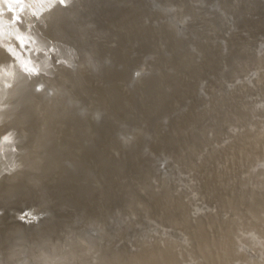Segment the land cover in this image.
I'll return each mask as SVG.
<instances>
[{
	"label": "rangeland",
	"instance_id": "obj_1",
	"mask_svg": "<svg viewBox=\"0 0 264 264\" xmlns=\"http://www.w3.org/2000/svg\"><path fill=\"white\" fill-rule=\"evenodd\" d=\"M113 1V2H112ZM164 1V2H163ZM167 1V2H166ZM171 3H170V2ZM98 0V1H95V0H91V6L89 5V7H79V5L76 3L74 8L72 9V11H74L73 13H71L72 11L69 12V16L71 17L73 14L76 16L74 17H71L72 18V27L75 28L76 27V31H85L86 29H88V32H83V34H86L84 35V37H80L78 40H74L72 41L71 44H74L73 46L70 44V49H69V52H70V55H71V59L69 58V63L67 65V73H68V70H69V75L71 76L70 77V82H69V88L70 89V92L68 93L67 95V99L69 100V103L68 105L70 104V108L74 109V110H78L83 112L81 115L82 116H85V114H89V112H92V117L94 115L95 119H98L97 121H102L103 123L106 121L108 123H112L113 122V127L114 129L118 127V130L116 131V158L118 157V160H119V157H120V160L119 162H124L122 165V168L121 167V164L119 162H116V166H117V163H119V168H117V172H116V175L117 177H119V175H121L122 173L125 174V170L127 171L126 174L127 177L129 178H125V175H121L120 177V181H119V178L116 177L115 175V181L117 180V183L118 185H120V182L123 183V185L125 186V189H124V186L122 185L123 188H121V185L118 186L116 185V187L119 189L121 188V193L118 192V189H116L114 187V191L116 192L114 194V198H116V194L117 193H120L119 195L117 194V196L119 197V200L118 198L115 200L114 199V203H116L118 200L119 202L117 203H120V201H122V199H125L126 198H130V202L127 200V202L129 204H127V202L125 200H123L122 204H123V208L121 203L120 204H114L115 206L113 207L114 211H116L117 213L120 214V209L123 208L125 209V214H124V210L121 211V213H123L124 215H118V214H115L114 216L116 218H114V225H115V230H114V237H113V234L111 236H108L106 234H104V238L101 237V233L103 234L104 232L101 230V227H99L98 224H95L94 220L95 217H100V218H96L95 220H99L100 222L102 221L103 222V227L104 226H107V215L103 209V211L101 210V212L103 213L104 216L101 215V212L100 211H92L94 210L96 207H101L100 204H98L96 202V204H98L96 207H92L91 203L92 202H86V205L87 203H89L91 205V208H94L92 210L90 209H87V214H86V218H88L90 215V218L92 216H95V217H92L91 219H89V222L88 220L86 222H88L86 225L88 226V228L86 229V225L84 226V232L87 234V237L89 238H96L97 240V245L98 247L100 248V250H103L101 252H109V247L111 244H113L112 242H114V248L113 246L111 245L110 246V250L111 253L115 254L117 257L121 258L120 260L121 261H117V264H119V262H121L120 264H124L125 262H128V263H125V264H184V261H185V264H264V226L262 227V225H264V207H260L262 204L264 205V182H262V180H264V9L262 8V6L264 4H262V6L260 5L261 3V0ZM199 1V2H197ZM204 1V3H203ZM215 1V2H214ZM227 1V2H225ZM229 1V2H228ZM239 1L241 3H239ZM264 3V0H262ZM99 2V3H98ZM113 4H112V3ZM163 2V3H162ZM180 2H181V5H180ZM189 2V3H187ZM191 2V3H190ZM195 2V3H194ZM211 2V4H210ZM245 2V4L243 3ZM253 2H257L256 4L255 3H252ZM179 3V4H178ZM197 3V4H196ZM199 3V4H198ZM208 3V4H207ZM225 3V4H223ZM230 3V4H229ZM235 3H237L235 5ZM250 3V4H249ZM95 4V6H94ZM124 4V5H123ZM133 4V5H132ZM166 4V5H165ZM170 4V5H169ZM178 4V5H177ZM189 4V5H188ZM205 4V5H204ZM207 4V5H206ZM247 4V5H246ZM115 5V6H114ZM135 5V6H134ZM193 5V6H192ZM198 5V6H196ZM230 5V6H229ZM242 5V6H241ZM257 5V7H256ZM260 5V7H259ZM113 6V7H112ZM133 6V7H132ZM168 6V7H167ZM191 6V8H190ZM196 6V7H195ZM245 6V7H244ZM251 8H250V7ZM254 6V8H253ZM79 7V8H78ZM97 7V8H96ZM105 7V8H104ZM113 12L110 11V8ZM186 9H185V8ZM207 7V9L205 10V8ZM210 9H209V8ZM241 9H240V8ZM256 7V8H255ZM76 8V9H75ZM81 8V9H80ZM84 8V9H83ZM88 8V9H87ZM109 8V10H107ZM114 8V9H112ZM132 8L131 10H128ZM135 8V9H134ZM196 8V9H195ZM232 8V9H231ZM247 10H245V9ZM262 8V10L260 9ZM105 9V10H104ZM186 11H185V10ZM189 9V10H188ZM193 11H192V10ZM205 13H204V11ZM240 9V10H239ZM250 9V10H249ZM252 9V10H251ZM260 11H258V10ZM79 11L78 13V16H77V12ZM119 13H118V11ZM135 10V11H134ZM140 12H139V11ZM195 10V11H194ZM216 10V11H215ZM76 11V13H75ZM105 11V12H104ZM129 11V12H128ZM131 11V12H130ZM144 11V12H143ZM148 11V12H147ZM196 11H198L196 13ZM210 11V12H209ZM225 11L227 13H225ZM234 11V12H233ZM236 11V12H235ZM263 12V13H259V12ZM91 12V13H90ZM117 12V13H116ZM160 12V14H159ZM186 12V13H185ZM208 12V13H207ZM219 12V13H218ZM232 12V13H231ZM242 12V13H241ZM245 12V13H243ZM253 12V13H251ZM72 15H71V14ZM99 13V14H98ZM107 13V14H105ZM109 13V14H108ZM122 13V15H121ZM129 13V15H128ZM131 13H134V14H131ZM145 13V14H144ZM151 13V14H149ZM168 13V14H167ZM172 13V14H171ZM210 13V14H209ZM230 13V14H229ZM92 14V15H91ZM142 14L145 15V18H142L144 17ZM165 14V15H163ZM185 14V15H183ZM200 14V15H199ZM203 14V15H202ZM215 14V15H213ZM229 14V15H228ZM236 14V15H235ZM243 14H244V17H243ZM246 14V15H245ZM256 14V15H255ZM260 16L259 18H256L258 15ZM90 15V16H89ZM102 15V16H101ZM117 15V16H116ZM131 15V16H130ZM140 15V16H139ZM161 15V16H160ZM202 15V16H201ZM219 15V16H218ZM228 15V16H227ZM232 15V16H231ZM238 15V17H237ZM240 15V16H239ZM254 15V16H252ZM82 16V17H80ZM98 16V17H97ZM101 16V18H100ZM106 17L107 19H105L104 17ZM128 16V17H127ZM136 16V17H135ZM138 16H139V19H138ZM150 16V17H149ZM158 16V17H157ZM161 18H160V17ZM196 16V17H195ZM198 16V17H197ZM201 16V18H200ZM222 16V18H221ZM246 16V17H245ZM79 18V21L78 19H73V18ZM85 17V18H84ZM86 17H87V20H86ZM117 17V18H116ZM121 19L124 18V19ZM126 17V18H125ZM132 17V18H131ZM193 17V18H192ZM203 17V18H202ZM80 18L82 20H80ZM90 18V19H89ZM119 18V20H118ZM132 20H131V19ZM136 18V19H134ZM142 18V21L141 19ZM221 19V23H218V21L220 22V19ZM225 18V19H224ZM242 18V19H241ZM247 18V19H246ZM254 18V19H253ZM98 19V20H97ZM100 19V21H99ZM104 19V20H103ZM108 19H111L110 21ZM114 19V20H112ZM128 19V20H127ZM207 19V20H205ZM210 19V20H209ZM218 19V21H216ZM224 19V21H223ZM237 19V20H235ZM244 19V20H243ZM246 19V20H245ZM250 21H249V20ZM257 19V20H256ZM261 19V20H260ZM86 20V21H85ZM91 20V21H90ZM106 20L108 21V24L106 22ZM125 20V21H124ZM129 22H127V21ZM137 20V21H136ZM140 20V21H138ZM144 20V21H143ZM166 20V21H165ZM193 20V21H192ZM214 20V21H213ZM254 20V21H253ZM82 21H85V22H82ZM88 21V23H86ZM89 21L91 23H89ZM99 21L98 25L97 22ZM103 21V22H101ZM121 23H119V22ZM123 21V22H122ZM137 23H136V22ZM179 21V22H178ZM197 24H195L196 22ZM205 21V22H204ZM223 21V22H222ZM234 21V22H233ZM240 21V22H239ZM256 21V22H255ZM106 22V23H105ZM110 22V24H109ZM132 22H133V25H132ZM168 22V23H167ZM183 24H182V23ZM199 22V24H198ZM208 24H207V23ZM216 24H215V23ZM236 22L239 24H236ZM245 22V23H244ZM248 22V23H247ZM250 22V23H249ZM252 22V23H251ZM75 23V24H74ZM79 23L81 24L82 28H79L77 27V25H79ZM94 23V24H93ZM118 23V24H116ZM127 23L128 26L126 25ZM135 23V24H134ZM153 23V24H152ZM167 23V24H166ZM193 23V24H191ZM201 23V24H200ZM227 23V24H226ZM245 25H244V24ZM246 23L249 25H246ZM260 23V24H259ZM262 23V24H261ZM96 24V25H95ZM104 24V25H103ZM105 24H107V27ZM116 24V25H114ZM124 24V25H123ZM137 24V25H136ZM163 24V25H162ZM165 24V26H164ZM203 24V25H202ZM212 25L210 27V25ZM220 25L222 27H219L217 25ZM226 24V25H225ZM232 24V25H231ZM242 24V25H241ZM74 25V26H73ZM84 25V26H83ZM95 25V27H94ZM112 25V27H111ZM123 26V27H120ZM136 25V26H135ZM191 25V26H190ZM229 25V27H228ZM236 25V26H235ZM244 25V27H243ZM259 25V26H257ZM98 26V27H97ZM114 26V28H113ZM127 26V27H126ZM130 26V27H129ZM132 26V27H131ZM163 26V27H161ZM177 26V27H176ZM187 26V27H186ZM238 26V28H237ZM241 26V27H240ZM85 27V28H84ZM89 27H90V30H89ZM100 27V29H99ZM117 29H116V28ZM128 27L130 29H128ZM148 27V28H146ZM159 27L161 28V31L162 33L160 32V29ZM173 27V28H172ZM193 27V28H192ZM196 27V28H195ZM209 27V28H208ZM213 27V29H212ZM216 27V29H215ZM251 27V30L250 28ZM256 27V29H255ZM258 27V28H257ZM93 28V29H92ZM94 28H98V31L94 30ZM107 28V29H106ZM133 28V29H132ZM150 28H155L156 30V34H155V31L153 29H150ZM159 31H158V29ZM164 28V29H163ZM168 28V29H167ZM170 28V29H169ZM198 28V29H197ZM229 28V29H228ZM262 28V30H261ZM114 29V30H113ZM120 29V30H119ZM145 29H149V31H151V33L153 34V37L152 38H149L151 35H146V34H150V32L148 33ZM173 29V30H172ZM189 29V30H188ZM211 29V30H210ZM219 29V30H218ZM228 29V30H227ZM231 29V30H230ZM243 29V30H242ZM247 29V30H246ZM94 30L95 33L92 31ZM100 30V31H99ZM109 30V31H108ZM113 30V31H111ZM117 30V31H116ZM131 30V33H129ZM142 30V31H141ZM146 31V32H143V31ZM164 30V31H163ZM198 30V31H197ZM216 30V31H215ZM254 30V31H252ZM257 30H258V33H257ZM78 31V32H79ZM87 31V30H86ZM90 31V32H89ZM137 31V32H136ZM167 31V32H166ZM174 31V32H173ZM208 31V32H207ZM213 31V33H212ZM215 31V32H214ZM242 31V32H240ZM244 31V32H243ZM248 31V33H246ZM100 33V35L98 33ZM112 32L113 33V36H112V33H111V36H110V33ZM141 32H143L141 34ZM166 32V33H165ZM250 32V33H249ZM254 32V33H253ZM263 32V33H262ZM93 33V34H92ZM103 33V34H102ZM109 36H108V34ZM116 33V34H115ZM125 34L123 36V34ZM137 38H142L143 35H145V38L147 36V39H145L144 37L140 40H136L135 37L136 35ZM146 33V34H145ZM159 33V34H158ZM168 34H171L173 33V35L171 34L170 36L167 35ZM195 33V34H194ZM204 33V34H203ZM219 33V34H218ZM228 33V35H227ZM234 33V34H233ZM240 33V35H239ZM91 39H93L91 41L90 39V36ZM92 34V35H91ZM95 34V35H94ZM121 34V35H120ZM128 34V35H127ZM132 34V35H131ZM176 34V35H174ZM206 34V36L204 37V35ZM209 34V35H208ZM214 34V35H213ZM216 34V35H215ZM222 34V35H220ZM252 34V35H251ZM257 34V35H255ZM262 34V35H261ZM88 35V36H87ZM121 37H119V36ZM193 35V36H192ZM219 37H218V36ZM235 35V36H234ZM244 35V37L242 36ZM247 35V36H246ZM251 35V36H250ZM104 39H102L101 38ZM105 36V38H104ZM115 36V37H114ZM129 36V37H128ZM169 36V37H167ZM173 37L177 38H173ZM180 36V37H179ZM182 36V37H181ZM191 36V37H190ZM195 36V37H194ZM197 36V37H196ZM210 36V37H209ZM212 36V37H211ZM214 36V37H213ZM226 36V37H225ZM231 36V38H230ZM234 36V37H233ZM240 36V37H239ZM251 38H250V37ZM255 36V37H254ZM259 38H258V37ZM93 37H96L93 38ZM99 37V38H98ZM118 37V38H117ZM131 38L130 39H127V38ZM133 37V39H132ZM163 37V38H162ZM188 37V38H187ZM201 37V38H200ZM208 37V38H207ZM218 37V38H216ZM233 37V38H232ZM247 37V38H246ZM261 37V38H260ZM82 38V39H81ZM88 38V39H87ZM102 40H101V39ZM123 38H126L125 41ZM151 40L152 39V42L149 41V39ZM162 38V39H161ZM197 38V39H196ZM207 38V39H206ZM242 38V39H241ZM255 38V39H254ZM100 40L98 42V40ZM109 39V40H108ZM114 39L119 42L117 44V42L115 43ZM122 39V40H120ZM147 41H145V40ZM178 39V41H176ZM184 39V40H183ZM188 39V40H187ZM199 39V40H198ZM209 39V40H208ZM213 39V40H211ZM226 41H225V40ZM231 39V40H230ZM255 41H253V40ZM260 39V40H259ZM86 40V42H85ZM90 40V41H89ZM108 40V41H107ZM129 40V42L127 41ZM133 40V42H132ZM143 40V41H142ZM159 40V41H158ZM163 40V41H162ZM171 40H173V43L170 42ZM201 40V41H200ZM210 40L213 42H210ZM219 40V41H218ZM244 40H246L244 42ZM250 43H249V41ZM80 41V42H78ZM84 41V43H83ZM95 44H94V42ZM182 43H181V42ZM199 41V42H198ZM208 41V42H207ZM229 41V42H227ZM237 41V43H236ZM243 41V43H242ZM258 41V42H257ZM263 41V42H262ZM89 42V44H88ZM102 42V43H101ZM111 42V43H110ZM112 42L114 44H117V46L114 47V45L112 44ZM123 42V44H122ZM127 42V43H125ZM142 42V43H141ZM146 42V43H145ZM152 44H150V43ZM206 42V43H205ZM210 42V43H209ZM229 44H227V43ZM241 42V43H240ZM252 42V43H251ZM254 42V43H253ZM79 43V44H78ZM125 43V45H124ZM172 43V44H171ZM180 45H179V44ZM192 43V44H190ZM201 43V44H200ZM239 45V46H237ZM99 44H101V46H99ZM121 44V45H120ZM138 44V45H137ZM144 44V46H143ZM164 44V45H163ZM175 44V45H174ZM204 46H203V45ZM216 44V45H214ZM218 44V46H217ZM222 44V45H221ZM245 44V45H244ZM247 44V45H246ZM91 45L94 47L96 46L98 49H103L99 50L95 49V53H94V48L90 49ZM118 45L119 46H123V47H120L118 48ZM136 45V46H135ZM147 45H152L151 48H148V49H151V50H147ZM161 45V46H160ZM197 45V46H195ZM207 45V47H206ZM221 45V46H220ZM233 45V46H232ZM237 46V48L234 47ZM253 45V46H252ZM254 45H256L254 47ZM90 46V47H89ZM125 46V47H124ZM148 46V47H150ZM186 46V47H185ZM224 46V47H222ZM242 46V47H241ZM247 46V47H246ZM258 46V47H257ZM74 47V48H73ZM79 47V48H78ZM87 47V48H86ZM107 47V48H106ZM112 47V49H111ZM114 47V48H113ZM166 47V48H165ZM185 49H184V48ZM188 47L190 48L188 50ZM193 47V48H192ZM198 47V48H197ZM215 47V48H214ZM220 47V48H219ZM73 50H72V49ZM106 48V51L105 49ZM124 48V51L122 50ZM127 48V49H126ZM175 48V49H174ZM182 48V49H181ZM202 48V50H201ZM208 48V49H207ZM218 48V49H216ZM224 48V49H222ZM245 48H247L245 50ZM75 49V51H74ZM114 49V51H113ZM163 49V50H162ZM174 49V50H173ZM182 51H181V50ZM199 49V50H198ZM206 49V50H205ZM211 49L213 52H211ZM214 49V50H213ZM230 50V53H227L229 52ZM235 49V50H234ZM241 49V50H239ZM81 50V51H80ZM93 50V51H92ZM107 50L111 51V52H107ZM118 52H117V51ZM156 50V51H155ZM187 50V51H186ZM193 50V51H192ZM201 50V51H200ZM208 50V51H207ZM234 50V51H233ZM239 50V51H238ZM245 50V51H244ZM248 50V51H247ZM104 51V53L102 52ZM119 51H123V53H120ZM128 51V53H127ZM149 51V52H148ZM160 51V52H159ZM170 51V52H169ZM192 53H191V52ZM198 51V52H197ZM224 51V53H223ZM237 53H236V52ZM255 51V52H254ZM76 52V53H75ZM106 52V54H105ZM113 52V53H112ZM117 52V53H116ZM126 52V53H124ZM148 52V53H146ZM168 52V53H167ZM195 52V53H194ZM208 52V53H207ZM232 52V53H231ZM245 52V53H244ZM101 53V55L99 54ZM109 53V54H108ZM120 53V54H118ZM164 53V54H163ZM188 53V54H187ZM200 53V54H198ZM235 53V54H234ZM248 55H247V54ZM256 53V54H255ZM75 54H77V57H74ZM86 54H87V57H86ZM96 54V55H95ZM99 54V56H98ZM113 54V55H112ZM146 54V55H145ZM210 54V55H209ZM217 54V55H216ZM224 54H227L224 55ZM236 54H242V55H238L236 56ZM250 54V55H249ZM79 55V56H78ZM166 57H165V56ZM197 55V56H196ZM209 55V56H208ZM212 55V57H211ZM223 55V56H222ZM231 55V56H230ZM246 55H247V58H246ZM255 55V56H254ZM85 56V57H84ZM95 56V57H94ZM101 56V58H100ZM104 56V58H103ZM107 56V57H106ZM114 56V58H113ZM117 56V57H116ZM122 58H121V57ZM130 56V57H129ZM164 56V57H163ZM186 58H185V57ZM188 56V57H187ZM200 56V57H199ZM202 56V57H201ZM213 56H216V58ZM250 56V57H249ZM127 57V58H126ZM138 57V58H137ZM197 57V58H196ZM211 57V58H210ZM225 57V58H224ZM227 57V58H226ZM234 57H239V58H234ZM256 57V58H255ZM78 58L80 60H78ZM86 58V59H85ZM89 58V59H88ZM92 58V59H90ZM103 58V59H102ZM119 60H118V59ZM121 58V59H120ZM144 58V59H143ZM162 58V59H161ZM170 58V59H169ZM183 58V59H182ZM188 58V59H187ZM194 58V59H193ZM202 58V59H201ZM213 58V59H212ZM222 58V59H221ZM231 58V59H230ZM252 58V60H251ZM76 59V60H75ZM83 59V60H81ZM98 59V60H97ZM124 59V60H123ZM165 59V61L163 60ZM185 59V60H184ZM198 59V60H197ZM204 59V60H203ZM212 59V60H211ZM219 59V60H218ZM235 61H234V60ZM244 59V61L242 60ZM248 59V60H247ZM88 60V61H86ZM90 60V61H89ZM123 60V61H121ZM143 60V61H142ZM158 60V61H157ZM169 60V61H168ZM173 60V61H172ZM188 60V61H187ZM218 60V61H217ZM221 60V62H219ZM236 60H238V63ZM242 60V62H241ZM261 60V64L260 61ZM128 61V62H127ZM168 61V62H167ZM204 63H202V62ZM212 61V62H211ZM228 61V62H227ZM250 61V63L248 62ZM253 61V62H252ZM71 62V63H70ZM208 62V63H206ZM210 62V63H209ZM219 62V63H218ZM231 62V63H230ZM234 62V63H233ZM256 62V63H254ZM82 64L80 66V64ZM149 63V64H148ZM160 63V64H159ZM180 63V64H179ZM192 63V64H191ZM202 63V64H201ZM212 63L215 64L212 66ZM226 63V64H225ZM235 63H236V66H235ZM238 63V65H237ZM243 63V64H242ZM254 63V64H253ZM128 64V65H127ZM168 64V65H167ZM177 64V65H176ZM196 64V65H194ZM209 64V65H208ZM221 64V65H220ZM231 64V65H229ZM250 64V66L248 67L247 65ZM104 65V66H103ZM164 65V66H163ZM170 65V66H169ZM206 65V66H205ZM222 68H220L219 66ZM247 66L248 68L244 67ZM259 65V66H258ZM139 66V67H137ZM177 66V67H176ZM180 68H179V67ZM182 66V67H181ZM201 66V67H200ZM203 66V67H202ZM211 66V67H210ZM219 67V70L218 67ZM229 66V67H228ZM263 66V68H262ZM69 67V68H68ZM82 67V68H81ZM102 67V68H101ZM109 67V68H108ZM134 67V68H133ZM164 67V68H162ZM189 67V68H188ZM208 67H210L208 69ZM235 67V68H234ZM238 67H240L238 69ZM244 67V68H243ZM253 67V68H252ZM257 67V68H256ZM261 67V68H260ZM143 68V69H142ZM154 68V69H152ZM157 68V69H156ZM159 68V69H158ZM188 68V69H187ZM227 68L229 69L227 71ZM255 68V69H254ZM93 69V70H92ZM105 69V70H104ZM123 69V70H122ZM129 69V70H128ZM150 69V70H149ZM201 69V70H200ZM225 69V70H224ZM231 69V70H230ZM236 69V70H235ZM243 69V70H241ZM254 69V70H253ZM72 72H71V71ZM113 70V71H112ZM164 70V71H163ZM184 70V71H183ZM204 70V71H202ZM208 70V71H207ZM223 70V71H222ZM243 72H241V71ZM250 70V71H249ZM261 70V72H259ZM162 71V72H161ZM177 71V72H176ZM194 71V72H193ZM202 71V72H201ZM213 71V72H212ZM217 71V72H216ZM228 73H227V72ZM239 71V72H238ZM248 71V72H247ZM71 72V74H70ZM78 72V73H77ZM85 72V73H83ZM100 74H99V73ZM102 72V73H101ZM110 72V74H109ZM164 72V73H163ZM167 72V73H166ZM209 72V73H208ZM258 72V73H257ZM127 73V74H126ZM163 73V74H162ZM177 73V74H176ZM181 73V74H180ZM185 73V74H184ZM188 73V74H186ZM205 73V74H204ZM222 73V74H221ZM231 73H232V76H231ZM245 73V74H244ZM247 73V74H246ZM85 74V75H84ZM93 74V75H92ZM115 74L117 76H115ZM130 74V75H129ZM132 74V75H131ZM166 74V75H165ZM174 74V75H173ZM184 74V75H183ZM226 74V76H225ZM236 74V75H235ZM76 75V76H75ZM79 75V76H78ZM101 75V76H100ZM122 75H124L122 77ZM165 75V76H164ZM191 75V76H190ZM195 75V76H194ZM208 75V76H207ZM224 75V76H223ZM229 75H230V78L229 79ZM95 76V77H94ZM103 76V77H102ZM126 76V77H125ZM235 76V77H234ZM78 77V78H77ZM86 77V78H85ZM148 77V78H147ZM183 77V78H182ZM202 77V78H201ZM234 77V78H233ZM262 77V78H261ZM99 78V79H98ZM125 79V80H122V79ZM130 78V79H129ZM157 78V80H156ZM185 78V80H184ZM198 78V79H197ZM210 78V79H209ZM227 78V79H226ZM260 78V79H259ZM97 79V81H96ZM155 79V80H154ZM160 79V80H159ZM202 79V80H201ZM212 79V80H211ZM228 81H226V80ZM258 79V80H257ZM85 80V81H84ZM95 80V82H94ZM113 80V81H112ZM117 80V81H116ZM138 80V81H137ZM144 80V81H143ZM149 80V81H148ZM178 80V81H177ZM197 80V81H196ZM256 80V81H255ZM80 81V82H79ZM115 81V82H114ZM152 81V82H151ZM156 81V82H155ZM160 81V82H159ZM163 81V83H162ZM171 81V82H170ZM175 81V82H174ZM194 81V82H193ZM199 81V82H198ZM222 81V82H221ZM91 82V83H90ZM129 82V83H128ZM139 82V83H138ZM188 82V83H185ZM190 82V83H189ZM258 82V83H255ZM77 85H76V84ZM79 83V84H78ZM82 83V84H81ZM167 83V84H166ZM171 83V84H170ZM181 83V84H180ZM95 84V86H94ZM112 84V85H111ZM113 84H114V87H113ZM152 84V86H151ZM180 84L182 87H180ZM188 84V85H187ZM192 84V86H191ZM213 84V85H212ZM216 84L218 86H216ZM222 84V85H221ZM243 84V85H242ZM76 87H74V86ZM82 90H81V88ZM98 85V87H97ZM111 85V86H110ZM137 85V86H136ZM141 85V86H140ZM148 85V86H147ZM159 85V86H158ZM185 85V86H184ZM194 85V86H193ZM197 85V86H196ZM210 85V86H209ZM212 85V86H211ZM38 86V87H37ZM35 87V89L37 88L38 91H42L44 89V85H37ZM83 86H84V89L83 90ZM214 86V87H213ZM220 86V87H219ZM237 86V87H236ZM251 86V87H250ZM43 87V88H42ZM72 87V88H71ZM90 87V88H89ZM93 87V88H92ZM104 87V88H103ZM112 87V88H111ZM128 87V88H127ZM146 87V88H145ZM148 87V88H147ZM157 87V88H155ZM174 87H175V90H174ZM192 87V88H191ZM194 87V89H193ZM200 87V88H199ZM216 87V88H215ZM218 87V88H217ZM55 89V87H52ZM101 88V89H100ZM165 88V89H164ZM167 88V89H166ZM173 88V89H172ZM177 88V89H176ZM207 88V89H206ZM225 91H224V89ZM36 89V90H37ZM49 89V94L53 95L55 93H53L54 91H52V89L50 87H48ZM92 89V90H91ZM118 90V91H115ZM121 89V91L119 90ZM131 89H133L131 91ZM141 89V90H140ZM152 89V90H151ZM162 89V90H160ZM192 94H191V92ZM193 89V90H191ZM197 89V90H196ZM220 89V91H219ZM94 90V91H93ZM97 90V91H96ZM108 90H109V93H108ZM112 90V91H111ZM160 90V91H158ZM179 90V92L177 91ZM183 90V91H182ZM249 90V91H248ZM90 91V92H89ZM99 91V92H98ZM115 91V92H114ZM128 91V92H126ZM137 91V92H136ZM141 91V92H140ZM144 91V92H143ZM163 91V92H162ZM187 91V92H186ZM189 91V92H188ZM212 93L210 94L209 93ZM223 91V92H222ZM230 91V92H229ZM236 91V92H235ZM259 91L261 93H259ZM94 92V93H92ZM97 92V93H95ZM103 92V93H102ZM105 92V94H104ZM114 92V93H113ZM157 92V93H156ZM187 94H185V93ZM215 92V93H214ZM218 92V93H217ZM220 92V93H219ZM225 92V93H224ZM227 92V93H226ZM234 92V93H232ZM256 92V93H255ZM133 93V94H132ZM153 93V94H152ZM173 93V94H172ZM184 93V94H183ZM231 97H229V95ZM246 93V94H245ZM248 93V95H247ZM254 93V94H253ZM77 94V95H75ZM89 94V95H88ZM94 94V95H93ZM107 94V95H106ZM127 94V95H126ZM164 94V95H163ZM180 94V95H178ZM183 94V95H182ZM194 94V95H193ZM215 94V95H214ZM225 94V95H224ZM227 94V95H226ZM233 94V95H232ZM235 94V95H234ZM260 94V95H259ZM100 95V96H99ZM105 95V96H104ZM115 97H114V96ZM124 95V96H123ZM152 95V96H151ZM193 95V96H192ZM222 95V96H221ZM240 95V96H239ZM244 95V96H243ZM247 95V96H246ZM76 96V97H75ZM88 96V97H87ZM118 96V98L116 97ZM133 96V97H132ZM166 96V97H165ZM174 96H178V97H174ZM211 96H212V99H211ZM218 96V97H217ZM220 96V97H219ZM255 96V97H254ZM84 97V98H82ZM102 97V99L100 98ZM104 97H106L104 99ZM123 97V98H122ZM143 97V98H142ZM149 97V98H148ZM151 97V98H150ZM163 99H161V98ZM170 97V98H169ZM180 97V99H179ZM190 97V98H189ZM193 97V98H192ZM216 97V98H215ZM228 97V98H227ZM233 97V99H232ZM246 97V98H245ZM258 97V98H257ZM109 98V99H108ZM121 98V99H120ZM138 98V99H137ZM156 98V100H155ZM175 98V99H174ZM183 98V99H182ZM189 98V99H188ZM219 100H218V99ZM226 101H224V99ZM227 98V99H226ZM52 99V98H51ZM91 99V100H90ZM134 99V101H133ZM171 99V101H170ZM193 99V100H192ZM216 99V100H215ZM249 99L250 102H247V100ZM252 99V100H251ZM258 99V100H256ZM67 100V101H68ZM89 100V101H88ZM99 100V101H98ZM102 100V101H101ZM106 100V102H105ZM109 100L111 102H109ZM153 100V101H152ZM183 101V102H180V101ZM201 100V101H200ZM209 100V101H208ZM223 102H222V101ZM229 102H228V101ZM149 101V102H148ZM151 101V102H150ZM160 101V102H158ZM169 101V102H168ZM194 101V102H193ZM196 101V103H195ZM200 101V102H199ZM211 101V103H210ZM216 101V102H215ZM220 101V102H219ZM232 101V102H230ZM234 101V102H233ZM238 101V102H237ZM241 101V102H240ZM243 101V102H242ZM255 101V102H254ZM259 101V103H258ZM92 102V103H90ZM100 102V103H99ZM104 102V103H103ZM119 102V103H118ZM146 102V103H145ZM155 102V103H154ZM158 102V103H157ZM162 102V104H161ZM205 102V103H204ZM214 104H213V103ZM237 102V103H236ZM246 103V104H243V103ZM90 103V104H89ZM113 105H112V104ZM153 103V104H151ZM173 103V104H172ZM221 103V104H220ZM253 103V104H252ZM83 104V105H82ZM101 104V105H100ZM134 104V105H133ZM145 104V105H144ZM160 104V105H159ZM170 105V109L169 108V105ZM206 104V105H205ZM213 104V105H212ZM228 106H227V105ZM234 106H233V105ZM237 104L239 106H237ZM255 104V105H254ZM72 105V106H71ZM108 105V106H107ZM129 105V106H127ZM149 105V106H148ZM166 105V106H165ZM168 105V106H167ZM181 105V106H180ZM195 105V106H194ZM211 107H210V106ZM219 107H218V106ZM231 105V106H230ZM243 105V107H242ZM252 105V106H251ZM93 106V107H91ZM97 106V107H96ZM115 106V107H114ZM136 106V108H135ZM138 106V107H137ZM153 106L155 108H153ZM165 106V108L163 107ZM206 106V107H205ZM214 106V107H213ZM216 106V107H215ZM223 106V107H222ZM74 107V108H73ZM102 107V108H101ZM105 107V108H103ZM113 107V108H112ZM133 107V108H132ZM162 107V108H161ZM175 107V108H174ZM192 107H195V108H192ZM209 107V108H208ZM227 107V108H226ZM231 107V109L229 108ZM233 107V109H232ZM242 107L240 110L239 108ZM248 107V109H247ZM250 107V108H249ZM258 107V108H256ZM95 108V109H94ZM100 108V109H99ZM121 108V109H120ZM125 108V109H124ZM168 114L166 113L168 110ZM200 108V110H199ZM214 109L215 111H212V109ZM220 108V109H219ZM222 108V109H221ZM239 111V113L237 112V110ZM245 108V111L244 109ZM252 108V109H251ZM147 109V110H146ZM161 109V110H160ZM165 111H164V110ZM177 109V110H176ZM192 109V111H191ZM205 109V110H204ZM219 111H218V110ZM256 111H255V110ZM263 109V110H262ZM103 110V111H102ZM107 110V111H106ZM138 110V111H137ZM189 110V111H188ZM222 112H221V111ZM229 112H228V111ZM233 110H236L235 112H233ZM248 113H247V111ZM128 111V112H127ZM134 111V112H133ZM153 111V112H152ZM156 111V112H155ZM159 111V112H158ZM171 111V112H170ZM194 111V112H193ZM207 111V113H206ZM225 111V112H224ZM243 111V112H242ZM252 111V112H251ZM95 112V114H94ZM110 112V113H109ZM174 112V113H173ZM192 112V113H191ZM199 112V113H198ZM204 112V113H203ZM211 112V113H210ZM232 112V114H231ZM237 112V113H236ZM259 112V113H257ZM133 113V114H132ZM144 113V114H143ZM147 113V114H145ZM156 113V114H155ZM165 115H164V114ZM190 113V114H189ZM201 113V114H200ZM214 113V114H213ZM234 113V114H233ZM243 114V115H240V114ZM246 113V114H244ZM254 113V114H253ZM263 115H262V114ZM119 114V115H118ZM163 114V115H162ZM184 114V115H183ZM192 114V115H191ZM199 114V115H198ZM210 114V116L208 115ZM217 114V115H216ZM231 114V115H230ZM260 114H261V118L260 117ZM106 115H109L108 117ZM113 115V116H112ZM127 115V116H126ZM139 115V116H138ZM157 115V116H156ZM180 115V116H179ZM183 115V116H182ZM188 115V117H187ZM198 115V116H197ZM201 115V116H200ZM216 115V116H215ZM227 115V117H223V116ZM230 115V117H229ZM234 115V119H233V116ZM240 115V116H239ZM245 115V116H244ZM253 115V116H251ZM257 115V116H255ZM107 117V119H104V117ZM148 116V117H147ZM160 116V117H159ZM180 119H179V117ZM196 118H195V117ZM212 116L214 117L213 120L211 119ZM221 116V117H220ZM237 116V117H236ZM249 118H248V117ZM93 117V118H94ZM130 117V119H129ZM144 117V118H142ZM149 117H150V120H149ZM156 119H155V118ZM165 117V118H164ZM184 117V118H183ZM192 117V118H191ZM205 117V119H204ZM211 117V118H210ZM223 117V118H222ZM241 117V118H240ZM244 120H243V118ZM251 117V118H250ZM255 117V118H254ZM257 117V118H256ZM113 118V119H112ZM115 118L117 120H115ZM142 120H141V119ZM146 118V119H145ZM161 120H160V119ZM178 118V119H177ZM183 118V119H182ZM190 118V120H189ZM202 118V119H201ZM209 118V119H208ZM219 118V119H217ZM247 118V119H246ZM253 118V119H252ZM104 119V120H103ZM112 119V120H111ZM119 119V120H118ZM132 119V120H131ZM135 119V120H134ZM138 119V121L136 120ZM144 119V120H143ZM176 119V120H175ZM182 119V120H181ZM185 119V120H184ZM201 119V120H200ZM217 120V121H214V120ZM238 121H236V120ZM251 119V120H250ZM255 119V120H254ZM257 119V120H256ZM125 120V121H124ZM140 120V121H139ZM148 120V121H147ZM152 120V121H151ZM206 120H209L210 122L212 121V124H209L210 123L209 121H206ZM223 120V121H222ZM228 122H227V121ZM231 120V121H230ZM254 120V121H253ZM127 121H130V122H127ZM155 121V122H154ZM223 123H222V122ZM230 121V122H229ZM233 121V122H232ZM248 121V122H247ZM258 121V123L256 122ZM261 124H259L260 122ZM115 122V123H114ZM123 122V123H122ZM143 123V124H140V123ZM171 122V123H170ZM174 124H173V123ZM192 122V123H191ZM199 122V123H198ZM201 122V123H200ZM205 122V123H204ZM220 122L222 123V126H220ZM244 122V123H243ZM253 122V123H252ZM256 122V123H255ZM139 123V124H138ZM149 125H148V124ZM156 123V124H155ZM176 123V124H175ZM180 123V125H179ZM182 123V124H181ZM198 123V125H197ZM203 123V124H202ZM207 123V124H206ZM216 123L218 125H216ZM225 123V124H224ZM235 123V124H234ZM238 123V124H237ZM241 123V124H240ZM247 123V124H246ZM251 123V125L249 124ZM180 129L179 131H177V129ZM188 124V125H186ZM190 124V125H189ZM206 124V125H205ZM213 124L215 126H213ZM227 124V126H226ZM231 124V125H230ZM237 124V125H236ZM240 124V125H239ZM259 126H258V125ZM117 125V126H116ZM193 125V126H192ZM196 125V126H195ZM208 125V126H207ZM215 128V130L212 128V126ZM225 125V126H224ZM240 127H239V126ZM244 125V127L242 126ZM249 125V126H248ZM154 126V127H153ZM206 126V127H205ZM211 126V127H210ZM218 128H217V127ZM230 126V127H229ZM257 126V127H256ZM262 126V127H260ZM173 127V128H171ZM183 127V128H182ZM186 127V128H185ZM198 127V129L196 128ZM200 127V128H199ZM205 127V128H204ZM210 127V128H208ZM239 127V128H238ZM242 127V128H241ZM256 127V128H254ZM260 127V128H259ZM156 128V130H155ZM164 128V129H163ZM182 128V129H181ZM202 128L206 129L207 131H203ZM246 128V129H245ZM251 128V129H250ZM159 131H158V130ZM167 131H166V130ZM174 129V130H172ZM196 129V130H194ZM201 129V130H200ZM212 129V131L210 130ZM225 129H229L228 131L225 130ZM233 129V130H232ZM260 130L259 132L256 131V130ZM169 130V131H168ZM185 130H188V131H185ZM198 130V132H197ZM218 130V131H217ZM225 132V133H222L221 131ZM231 130V131H230ZM244 130V131H243ZM253 130V131H252ZM130 131V132H129ZM158 131V132H157ZM164 131V132H163ZM176 133H175V132ZM186 134H185V132ZM191 131V132H190ZM196 133H195V132ZM201 131V132H200ZM210 131V132H209ZM230 131V132H229ZM167 132V133H166ZM174 132V133H172ZM177 132L179 134H177ZM203 132V133H202ZM209 135L210 133V136H208L207 134ZM212 132V133H211ZM216 132V133H215ZM244 132V133H243ZM248 132V133H247ZM123 133V134H122ZM159 133V134H158ZM161 133V135H160ZM163 133V134H162ZM193 133V134H192ZM217 133H220V134H217ZM231 135H230V134ZM235 133V134H233ZM241 133V134H239ZM250 136L251 133L253 135L250 136V138H248ZM250 133V134H249ZM261 133V134H260ZM263 133V134H262ZM156 134L158 135L156 137ZM185 134V135H184ZM188 134V135H187ZM192 134V135H190ZM199 136H198V135ZM203 134H206V135H203ZM215 134V136H213ZM224 134V135H223ZM233 134V136H232ZM256 134V135H255ZM179 135V136H178ZM182 135H183V138H182ZM194 135L196 136V138H194ZM201 135V136H200ZM226 135V136H225ZM242 135V136H241ZM245 135V136H244ZM247 135V136H246ZM260 135V136H259ZM162 136V137H161ZM164 136V137H163ZM167 136L168 137V140H167ZM192 136V137H191ZM204 136V137H203ZM255 136V137H253ZM128 137V138H127ZM138 137V139H137ZM175 137V138H174ZM177 137V139H176ZM182 141H181V139ZM185 137V138H184ZM189 137V138H188ZM199 137V138H197ZM201 137V138H200ZM233 137V138H231ZM237 137H238V140H237ZM246 137V138H245ZM147 138V139H146ZM154 138V139H153ZM158 138V139H157ZM163 138V139H162ZM166 138V139H165ZM179 138V139H178ZM207 138V139H205ZM212 138V139H211ZM220 138V139H219ZM225 138V139H224ZM263 141L260 140V139ZM143 139V140H142ZM172 141L174 140V142L172 141H169L171 140ZM185 139V140H184ZM187 139V140H186ZM210 139V140H208ZM220 141H218V140ZM230 139V141L228 140ZM243 140V141H240V140ZM247 139V140H246ZM257 139V140H256ZM146 142H145V141ZM160 140V141H159ZM190 140V141H189ZM196 140V141H195ZM199 140L200 142L197 143ZM202 140V141H201ZM215 140V141H214ZM250 140V141H248ZM256 140V141H255ZM118 141V142H117ZM129 143H127V142ZM163 141V142H162ZM184 141V142H183ZM188 141V142H186ZM192 141V142H191ZM193 141H195L196 143H194ZM207 141V142H206ZM217 141V142H216ZM239 141V142H238ZM254 141V142H253ZM259 141V142H257ZM139 142V143H138ZM142 142V144H141ZM145 142V143H144ZM153 144H152V143ZM171 142V143H170ZM182 142V143H181ZM193 144H191V143ZM212 142V143H211ZM219 142V144H217ZM222 142V143H221ZM226 142V143H225ZM234 145H233V143ZM250 142V143H249ZM121 143V144H119ZM133 143V144H132ZM137 143V144H136ZM156 143V144H155ZM162 143H165V144H162ZM190 143V144H189ZM206 143V147L204 146ZM209 143V144H208ZM211 143V145H210ZM215 143V144H214ZM228 143V144H227ZM242 144V145H239V144ZM259 143V144H258ZM118 144H119V147H118ZM132 144V145H131ZM145 144V145H143ZM170 144V146H169ZM175 144H178V145H175ZM182 144V145H180ZM199 144V145H197ZM204 144V145H203ZM208 144V145H207ZM221 144V145H220ZM232 144V145H231ZM238 144V146L236 145ZM246 144V145H244ZM250 144V145H249ZM252 144V146H251ZM141 145V146H139ZM147 145V146H146ZM162 145V146H161ZM164 145V146H163ZM174 145V146H173ZM220 145V146H218ZM228 145V146H227ZM263 145V146H262ZM139 146V148L137 147ZM144 146V147H143ZM150 146V147H149ZM165 146L167 148H165ZM189 146V147H188ZM197 146V147H196ZM209 146V147H208ZM211 146V147H210ZM231 146H233L231 148ZM237 146V147H236ZM127 147V149H126ZM141 147V148H140ZM152 147V148H151ZM158 147V148H157ZM162 147V148H161ZM169 147V148H168ZM172 147V149H170ZM175 147V148H174ZM182 147V148H181ZM185 147V148H184ZM214 147V149L212 148ZM223 147V148H222ZM224 147H227L224 149ZM244 149H243V148ZM246 147V148H245ZM251 147V148H250ZM131 148V149H130ZM204 148V149H203ZM211 148V150H210ZM217 148V149H215ZM241 148V149H239ZM249 148V150H248ZM120 149V150H119ZM143 149V150H142ZM185 149V150H183ZM187 149V150H186ZM198 149H201V150H198ZM208 149V150H207ZM230 149V150H229ZM234 149V150H233ZM119 150V151H118ZM150 150V151H149ZM169 151V152H165V151ZM179 150V151H178ZM192 150V151H191ZM195 150V152L193 151ZM213 150V151H212ZM216 150L219 152H216ZM220 150H223V151H220ZM237 150V151H236ZM244 150V151H243ZM248 150V152H247ZM251 150V151H250ZM122 151V152H121ZM130 151V152H129ZM132 151V152H131ZM157 151V152H156ZM164 151V152H163ZM182 151V154L180 153ZM187 151V153H186ZM202 151V152H201ZM210 151V152H209ZM215 151V152H214ZM227 151V152H225ZM232 151V152H231ZM235 151V153L233 152ZM255 151V152H253ZM260 151V152H259ZM119 152V153H118ZM126 152V153H125ZM134 152V153H133ZM147 152V153H145ZM174 152V153H173ZM191 152V153H189ZM197 152V154H196ZM199 152V153H198ZM202 154H201V153ZM221 152H223L224 154L220 155ZM230 152V153H229ZM238 152V153H237ZM131 153V154H130ZM133 153V154H132ZM176 153V154H175ZM184 153V154H183ZM195 153V154H194ZM206 153V154H205ZM213 153V154H212ZM216 153H217V156H216ZM227 153V154H226ZM233 153V155H232ZM242 153V154H241ZM257 153V154H256ZM127 154V155H126ZM132 155L131 158L132 159H129V155ZM135 154V155H134ZM146 154V155H145ZM150 154V155H148ZM179 154V155H178ZM187 154V155H186ZM201 154V155H200ZM211 154V155H210ZM231 154V155H229ZM247 154V155H246ZM263 154V155H262ZM120 155V156H119ZM123 155V156H122ZM140 155V156H139ZM142 155V156H141ZM186 156V159H185V156ZM189 155V156H188ZM190 155H191V160H190ZM196 155V156H194ZM210 155V156H209ZM215 155V157H214ZM219 155V156H218ZM228 155V156H227ZM235 155V156H234ZM257 155V156H256ZM127 156V157H125ZM150 156H153L152 158ZM182 156V157H181ZM206 156V157H205ZM226 156V157H225ZM233 156V158L231 157ZM251 156V157H250ZM122 157V158H121ZM137 157V158H136ZM145 157V158H144ZM175 157V159L173 158ZM179 157V158H178ZM196 157V158H195ZM204 157V158H203ZM211 157V158H210ZM221 157V158H220ZM222 157L224 159H222ZM229 157V158H228ZM235 157V158H234ZM246 157V158H245ZM248 157V159H247ZM256 157V158H255ZM131 160L130 162L126 163L127 162V159ZM140 158V159H139ZM208 158V162L206 161ZM216 158V159H215ZM218 158V159H217ZM123 159V160H121ZM126 159V160H125ZM139 159V160H137ZM143 159V160H142ZM145 159V160H144ZM150 159V160H148ZM194 159V160H193ZM203 159V160H202ZM211 159V160H210ZM222 159V161L225 163V165L223 164V162L220 160ZM230 159V160H229ZM235 159V160H234ZM240 161H239V160ZM253 159V161H251ZM255 159V161H254ZM262 159V160H260ZM116 160V161H118ZM136 160V161H135ZM143 162H141V161ZM176 160V161H174ZM182 160V161H181ZM184 160V161H183ZM188 160V161H187ZM193 160V161H192ZM246 160V161H245ZM248 160V161H247ZM140 161V162H139ZM147 161V162H145ZM179 161V163H178ZM199 161V162H198ZM215 161V162H214ZM217 161V162H216ZM227 161V162H226ZM233 163H232V162ZM244 161V162H243ZM258 161V162H257ZM138 162V163H137ZM183 163L181 165V163ZM187 162V163H186ZM197 162V163H196ZM204 164H203V163ZM213 162V163H212ZM230 164H229V163ZM236 162V163H235ZM130 165L129 167H124L126 164ZM137 163V164H136ZM178 163V164H177ZM195 163V165H194ZM200 163V164H198ZM207 163V164H206ZM211 166H210V164ZM216 163V164H215ZM251 163V164H250ZM134 164V165H133ZM141 164V165H140ZM147 164V166L145 165ZM151 164V165H150ZM190 164V166H189ZM233 164V165H232ZM245 164V165H244ZM132 165V166H131ZM144 165V166H143ZM150 167H149V166ZM186 165V166H185ZM195 167H194V166ZM204 165V166H202ZM210 167H209V166ZM212 165L213 168H212ZM218 165V166H217ZM237 167H236V166ZM239 165V167H238ZM252 165V167H251ZM257 165V166H256ZM189 166V167H188ZM193 166V167H191ZM199 166V167H198ZM221 166V167H219ZM245 166V167H244ZM250 166V167H249ZM124 167V169H123ZM132 170H131V168ZM152 167V168H151ZM182 167V168H181ZM198 167V169L196 168ZM218 167V168H217ZM234 168L232 169L233 171L231 172V168ZM236 167V168H235ZM134 168V169H133ZM142 168V169H141ZM145 168V169H144ZM148 168V169H147ZM150 168V169H149ZM185 168V169H184ZM192 168V170H191ZM205 168V169H204ZM213 170H212V169ZM217 169H219V172L217 173ZM223 168V169H222ZM228 169L226 171H229L230 174L233 175V172H234V175L232 177V175L230 176V174L226 171H224L225 169ZM240 168V170H239ZM243 168V169H242ZM248 168V169H247ZM120 171H119V170ZM138 169V170H137ZM188 169V170H187ZM195 169L197 172H195ZM208 169L207 171H204ZM222 169V171H221ZM230 169V170H229ZM247 169V170H245ZM251 169V170H250ZM131 170V171H130ZM145 170V171H144ZM148 170H151V171H148ZM153 170V171H152ZM201 170V171H200ZM213 172H212V171ZM253 170V171H252ZM261 170V171H259ZM135 171V172H134ZM140 171V172H139ZM190 171V172H189ZM204 171V172H203ZM211 171V172H210ZM215 171V172H214ZM222 173H221V172ZM237 171V172H236ZM244 171V173H243ZM252 171V172H251ZM263 171V172H262ZM122 172V173H120ZM131 172V173H130ZM145 172V173H144ZM150 172V173H149ZM184 172V173H183ZM208 172V173H207ZM210 172V173H209ZM258 172V173H257ZM261 172V173H259ZM118 173V174H117ZM129 173L131 175H129ZM135 173V174H134ZM139 173V174H138ZM194 173V174H193ZM196 173V174H195ZM205 173V174H203ZM236 173V174H235ZM251 175L249 176L248 175ZM146 174V175H145ZM149 176H148V175ZM155 176V178L152 176ZM198 174V176H197ZM203 176H202V175ZM210 174V175H209ZM218 174V175H216ZM238 174V175H237ZM243 175V178H242V175ZM260 174V175H259ZM140 175V176H139ZM192 175V176H191ZM200 175V176H199ZM209 176V177H206ZM213 175V177H212ZM222 176V175H225V176H222L224 177L222 179V177H219ZM229 175V176H228ZM236 175V176H235ZM241 175V176H240ZM132 176V177H130ZM137 176V177H136ZM142 176V177H141ZM148 176V177H146ZM151 176V177H150ZM218 176V177H217ZM228 176V177H226ZM239 176L241 178H239ZM256 176V177H255ZM136 177V178H135ZM140 177V178H139ZM193 177L195 178V180L193 179ZM197 177V178H196ZM203 177V178H202ZM205 177V178H204ZM246 177V178H245ZM252 177V178H251ZM258 177V178H257ZM262 177V178H261ZM124 178V180H123ZM133 178V181H131ZM159 178V179H158ZM201 180H199V179ZM210 180H209V179ZM212 178H215V179H212ZM230 180H228V179ZM235 178V179H234ZM262 180H260V179ZM128 179V180H127ZM138 181H137V180ZM141 179V180H139ZM148 179V180H147ZM149 179L151 181H149ZM154 179V180H153ZM158 179V180H157ZM189 179V180H188ZM218 179V183L216 182ZM243 179V180H242ZM130 180V181H129ZM160 180V181H159ZM164 180V181H163ZM185 180V181H184ZM199 180V181H198ZM213 180V181H212ZM231 180H236V184H234L235 182ZM240 180V182H239ZM246 180V181H245ZM256 180V181H255ZM258 180V181H257ZM119 181V182H118ZM142 181V182H141ZM163 181V182H162ZM190 181V182H189ZM207 181V183H206ZM212 181V182H211ZM227 181V182H226ZM251 181V182H250ZM255 181V182H254ZM130 182V183H129ZM132 182V183H131ZM133 182L135 183V187L133 185ZM141 182V183H140ZM152 182V183H151ZM196 182V183H195ZM201 182V183H200ZM246 182H250V183H246ZM258 182V183H257ZM115 184H117L116 182H114ZM155 185H154V184ZM163 183H164V186H163ZM171 183V184H170ZM197 183H200V184H197ZM203 183V184H202ZM216 183V184H213ZM223 183V184H222ZM226 183V184H225ZM238 183V184H237ZM253 183V184H252ZM256 183V184H255ZM261 183V184H260ZM114 184V185H115ZM127 184V185H126ZM130 184V185H129ZM141 184V185H140ZM143 184V185H142ZM145 184V185H144ZM149 184V185H148ZM157 184V185H156ZM210 184V185H209ZM213 186H212V185ZM225 184V185H224ZM249 184V185H248ZM257 185V187L255 188V191H254V187L255 185ZM259 184L262 186L259 187ZM263 184V185H262ZM137 185V186H136ZM147 185V186H146ZM159 185V186H158ZM167 185V186H166ZM189 185V186H187ZM224 185V186H223ZM237 187H236V186ZM249 186V187H252V188H248L246 186ZM252 185V186H251ZM254 185V186H253ZM129 186V187H128ZM131 186V187H130ZM150 186V187H149ZM157 187V189H155ZM163 186V189L161 188ZM177 186V188H176ZM200 188H199V187ZM204 186V188L202 187ZM207 186V187H205ZM228 186V187H227ZM242 186V188L240 187ZM128 187V188H127ZM137 187V188H136ZM145 187V188H144ZM148 187V188H147ZM155 187V188H154ZM160 187V188H159ZM174 187V188H172ZM211 187L212 190L210 189ZM216 189H215V188ZM233 187H235L233 189ZM135 188V189H134ZM144 188V189H142ZM167 188V189H166ZM169 188V189H168ZM208 188L210 191H208ZM220 188V189H218ZM225 188V189H224ZM228 190H227V189ZM244 188V189H243ZM247 188V189H246ZM138 189V190H137ZM165 189V190H164ZM176 189V190H175ZM190 189V190H189ZM203 189V190H201ZM222 189V190H221ZM241 191H239V190ZM259 192H258V190ZM261 189V190H260ZM119 190V191H120ZM126 190H129V193L126 191ZM140 190V191H139ZM142 190V192H141ZM160 190V191H159ZM163 192H162V191ZM219 190V191H218ZM232 190V192L230 193V191ZM236 190V191H235ZM244 190V191H243ZM252 190V191H250ZM184 191V192H183ZM197 191V192H196ZM200 191V192H199ZM202 191V192H201ZM207 191V192H206ZM215 191V192H214ZM229 191V192H228ZM250 191V192H249ZM261 191V192H260ZM122 192H125L122 193ZM131 192V193H130ZM135 192V193H133ZM145 192V193H144ZM162 192V193H161ZM169 192L171 193L170 195H172V198L171 196L169 195ZM174 194H173V193ZM178 195H177V193ZM185 194H183V193ZM190 192V194H189ZM206 192V193H205ZM214 192V193H213ZM217 192V193H216ZM227 194L225 195L224 193ZM234 192V193H233ZM238 192V193H236ZM240 192V193H239ZM241 192H246V193H242ZM257 192V194H256ZM263 192V193H262ZM140 193V195H139ZM168 193V194H167ZM182 193V196L180 195L179 197V194ZM213 193V194H212ZM221 193V194H220ZM256 194V195H252V194ZM262 193V194H260ZM132 194V195H131ZM136 196H135V195ZM145 194V196H144ZM187 194V195H186ZM209 194V195H208ZM217 194V195H215ZM231 194V195H230ZM234 196H233V195ZM238 194V195H237ZM246 194V195H245ZM250 194V195H249ZM260 194V196H259ZM125 195V196H123ZM128 195V196H127ZM130 195V197H129ZM141 195H143L142 197H140ZM147 195V196H146ZM163 195V196H162ZM168 195V197H167ZM204 195V196H202ZM207 195V196H206ZM226 197H225V196ZM230 195V196H229ZM236 195V196H235ZM252 195V196H251ZM127 196V197H126ZM139 196V197H138ZM174 196V197H173ZM211 196V197H210ZM218 196V197H217ZM229 197H232V198H228ZM240 198H238V197ZM242 196V197H240ZM249 196V198H247ZM255 196V197H253ZM258 196V197H257ZM123 197V198H121ZM136 197V198H135ZM156 197V198H155ZM175 197L179 198V199H176ZM202 197V198H201ZM206 197V198H205ZM209 197V198H207ZM217 197V198H216ZM225 197V199H224ZM234 197V198H233ZM253 197V198H251ZM257 197V198H256ZM263 197V198H262ZM141 198V199H140ZM148 198V199H147ZM160 198V199H159ZM168 198V199H167ZM184 198H187V199H184ZM189 198V199H188ZM192 198V200H191ZM228 198V199H227ZM252 200H251V199ZM256 201H255V199ZM135 199V200H134ZM176 199V200H174ZM183 199V200H182ZM203 199V200H202ZM208 199V200H207ZM218 199V200H216ZM223 201H221V200ZM227 199V200H226ZM235 199V201H234ZM249 199V200H248ZM259 199V200H258ZM263 199V201H262ZM131 200H133L132 202H135V203H132V206L130 205L131 204ZM139 200V201H138ZM150 201V203L146 202V201ZM158 201V202H154V201ZM161 200V202H160ZM163 200V201H162ZM169 200V201H168ZM172 200L173 203L170 201ZM189 200V201H188ZM205 200V201H204ZM208 202H207V201ZM213 200V201H212ZM231 200V201H229ZM233 200V202H232ZM240 200L241 202V205H240ZM138 203H137V202ZM143 201V202H142ZM168 201V202H167ZM180 203L179 206L178 203ZM179 201H182V202H179ZM186 201V202H184ZM204 201V202H203ZM214 201H216V203L219 201L221 203H215ZM225 201V203H224ZM246 201V203H245ZM262 201V202H261ZM124 202L126 204H124ZM154 202V203H153ZM184 202V204H183ZM193 202V203H192ZM196 202V203H195ZM211 202V204H210ZM231 202V203H229ZM249 202V203H248ZM253 202V203H252ZM261 202V203H260ZM140 203V204H139ZM157 203L158 206L161 205V208L158 207L157 205L155 206V204ZM162 203V204H161ZM170 203V205H169ZM182 203V204H181ZM194 204L193 205H190V204ZM205 203V204H204ZM214 203V204H213ZM228 203V204H227ZM239 203V204H238ZM251 205L254 204V205ZM93 204V203H92ZM166 204V206H165ZM175 204V205H173ZM177 204V205H176ZM197 204V205H196ZM201 204V205H200ZM204 204V205H203ZM209 204V205H207ZM222 204V205H221ZM231 206H230V205ZM244 204V205H243ZM117 205V206H116ZM119 205V206H118ZM126 205L128 207V210L127 211V207L124 206ZM134 205V206H133ZM145 205H146V208H145ZM150 205V206H148ZM163 205V207H162ZM221 205V206H220ZM226 205V206H225ZM236 208H235V206ZM239 205V206H238ZM247 205V206H246ZM259 205V206H258ZM88 206V205H87ZM93 206H95L93 204ZM121 206V207H120ZM131 206V208L129 207ZM136 206V207H135ZM142 206V207H141ZM152 206V208H151ZM174 206V207H173ZM188 206V207H187ZM196 206V207H195ZM219 206V207H218ZM243 206V207H241ZM254 206V208H253ZM257 206V207H255ZM118 207V208H117ZM135 209H133V208ZM139 207V208H138ZM165 207V208H164ZM171 207V208H170ZM177 207V208H176ZM181 207V208H180ZM213 207V208H212ZM225 207V208H224ZM227 207V208H226ZM230 207V209H229ZM244 207L246 209H249L250 210H244ZM165 209L163 211V209ZM167 208V209H166ZM177 210H176V209ZM187 208V209H186ZM218 208V209H217ZM252 208V209H251ZM257 208V209H256ZM27 209L31 210L30 208H26L25 210H23L22 212H19L20 214H15L17 216L16 218V221H19L21 223H25V222H30V223H26V224H32L33 226H36L39 227L41 224L40 223H37V224H33V220H29V219H21L19 216H21L22 213H25V211H28ZM119 209V210H118ZM133 209V210H132ZM140 209H143L144 211L140 210ZM152 209V210H151ZM175 209V210H173ZM184 209H185V212H187V214L185 215V212H184ZM233 209V210H232ZM238 209V210H237ZM254 209V211H253ZM256 209V210H255ZM92 212H90V211ZM98 210H100L98 208ZM151 210V211H150ZM168 210V211H167ZM171 210V212H170ZM183 210V212H181ZM189 210V211H188ZM220 210V211H219ZM226 212H225V211ZM243 210V211H242ZM253 212H252V211ZM258 210V211H257ZM32 211V210H31ZM119 211V212H118ZM134 211V212H133ZM141 214H140V212ZM154 211V212H152ZM179 211V213L177 212ZM219 211V212H218ZM241 211V212H240ZM249 211V212H247ZM263 211V212H262ZM3 211H0V215H2ZM94 212V213H93ZM99 212V213H98ZM115 212V213H116ZM129 215H126L128 214ZM133 214H132V213ZM143 212V213H142ZM147 212V213H146ZM157 212V213H156ZM167 212V213H166ZM169 212V214H168ZM181 212V213H180ZM194 212V213H193ZM209 212V213H208ZM229 212V213H228ZM233 214H231V213ZM246 212V213H245ZM255 212V213H254ZM13 213V212H12ZM33 213V211L31 212ZM69 213V214H68ZM90 213V215H89ZM94 215H92V214ZM98 213V214H97ZM114 213V212H113ZM132 215H131V214ZM140 215H139V214ZM148 213H150V215H148ZM177 213V214H175ZM197 213V214H196ZM211 213V214H210ZM228 213V214H227ZM241 213V214H239ZM250 213V214H249ZM254 213V214H253ZM261 213V214H260ZM72 214L70 212H66V215L64 217V219H71L73 220L72 218L73 215H71L72 217L70 218L69 215ZM97 214V216H96ZM100 214V215H99ZM137 214V215H136ZM144 214V215H143ZM154 216H151L153 215ZM159 214V215H157ZM167 216L168 217H165L164 216ZM171 214V215H170ZM173 214V215H172ZM207 214V215H206ZM221 214V215H220ZM236 214V215H235ZM246 214V215H245ZM248 214V215H247ZM258 216H257V215ZM42 215V214H40ZM99 215V216H98ZM125 215L128 217L126 219ZM135 215V216H134ZM139 215V216H138ZM162 215V216H161ZM183 216L184 218H182L181 216ZM185 215V216H184ZM198 215V216H197ZM203 215V216H202ZM213 215V216H212ZM227 215V216H226ZM254 215V216H253ZM69 218H67V217ZM88 216V217H87ZM118 216V217H117ZM120 216V217H119ZM145 216V217H144ZM148 216V217H146ZM151 216V217H150ZM187 216V217H186ZM192 216V217H191ZM207 216V217H206ZM209 216V217H208ZM235 216V217H234ZM243 216V218H242ZM256 216V217H255ZM261 216V217H260ZM102 217V218H101ZM130 217V218H129ZM170 217V218H169ZM180 217V218H179ZM199 217V218H198ZM202 217V219H201ZM214 219H213V218ZM217 217V218H216ZM226 219H225V218ZM234 217V218H233ZM240 217V218H239ZM19 218V219H18ZM105 218V219H104ZM137 218V219H136ZM155 218V219H153ZM160 218V219H159ZM167 218V219H166ZM179 218V219H178ZM193 218V219H192ZM197 218V219H195ZM204 218V219H203ZM232 218V219H231ZM245 218V219H244ZM255 218V220H254ZM262 218V219H260ZM42 219V218H40ZM102 219V220H101ZM104 219V221H103ZM126 219V220H125ZM156 219L158 221H156ZM165 219V220H164ZM187 219V221H185ZM209 219V220H208ZM226 221H225V220ZM231 219V220H230ZM253 219V220H251ZM27 220V221H26ZM75 220V218H74ZM73 220V221H74ZM133 220V224H132V221ZM139 220V221H138ZM173 220V221H172ZM180 220V221H179ZM184 220V221H183ZM192 222H191V221ZM247 220V221H246ZM24 221V222H23ZM69 221V220H68ZM92 221V222H91ZM99 221H95V222H99ZM127 221V222H126ZM130 221V222H128ZM160 221V222H159ZM167 221V222H166ZM171 221V222H170ZM175 221V222H174ZM177 221V222H176ZM195 221V222H194ZM208 221L209 222V226H208ZM214 221V222H213ZM234 221V222H233ZM240 221V223H239ZM36 222V221H34ZM70 222V221H69ZM187 222V223H186ZM194 222V223H193ZM200 222V223H199ZM225 222V223H224ZM233 222V224H232ZM245 222V223H244ZM250 222V223H249ZM72 223V222H71ZM94 225H93V224ZM128 223V224H127ZM140 223V224H138ZM146 223V224H145ZM167 223V224H166ZM171 223V225H170ZM174 223V225H173ZM193 223V224H191ZM198 225H197V224ZM224 223V224H223ZM232 227H231V225ZM236 225H235V224ZM243 223V224H242ZM262 223V224H261ZM130 224V225H129ZM160 224V225H159ZM166 224V226H165ZM183 224V225H182ZM191 224V225H190ZM196 224V225H195ZM215 224V225H214ZM228 224V225H227ZM247 224V225H246ZM254 226H253V225ZM257 224H258V227H257ZM98 225V226H97ZM132 225V226H131ZM176 225V226H175ZM187 225V226H186ZM189 225V226H188ZM204 226V227H201V226ZM211 225H213L211 227ZM221 225H225L224 227L221 226ZM261 225V226H260ZM30 226V225H29ZM123 226V227H122ZM131 226V227H130ZM153 226V227H152ZM174 226V227H173ZM178 226V228H176ZM184 226V227H183ZM195 226V227H194ZM200 226V227H199ZM208 226V227H207ZM215 226V227H214ZM234 226V227H233ZM245 229H244V227ZM96 227V229H95ZM181 227V228H180ZM193 227V228H192ZM241 227V228H240ZM247 227V228H246ZM251 227V228H250ZM256 227V228H255ZM91 228V229H90ZM119 228V229H117ZM125 228V229H124ZM216 228V229H215ZM220 228V229H219ZM225 228V229H224ZM236 230H235V229ZM238 228V229H237ZM258 228V229H257ZM106 229V228H104ZM122 229V230H121ZM129 229V230H128ZM173 229V230H172ZM178 229V230H177ZM195 229V230H194ZM203 231H202V230ZM206 229V231L208 232H204V230ZM227 229L229 231H227ZM260 229V230H259ZM188 230V231H187ZM193 230V231H192ZM198 230H201L198 232ZM235 230V231H234ZM245 230V232H244ZM251 230V231H250ZM167 231V232H166ZM187 231V233H186ZM224 231V233H223ZM231 231V232H230ZM259 231V232H258ZM263 231V232H262ZM121 232V233H120ZM203 232V233H202ZM194 233V234H193ZM199 233V234H198ZM201 233V234H200ZM247 233V234H246ZM91 234V235H90ZM117 234V235H116ZM122 234V235H121ZM188 234V235H187ZM211 234V235H210ZM222 234V236H221ZM228 234V235H227ZM252 234V235H251ZM192 237H191V236ZM196 235V236H194ZM199 235V236H198ZM223 235H224V238H223ZM263 235V236H262ZM93 236V237H92ZM100 236V237H99ZM151 236V237H150ZM154 238H153V237ZM235 236V237H234ZM107 237H110V238H107ZM137 237V238H135ZM157 237V238H156ZM195 239H194V238ZM199 237V238H198ZM214 239H213V238ZM118 238L120 239V241L118 240ZM123 238V239H122ZM166 238V240H165ZM106 239V240H105ZM110 239V240H109ZM141 239V240H140ZM99 240V241H98ZM103 240V241H102ZM108 240V241H107ZM160 240V241H159ZM165 240V241H164ZM169 240L171 242H169ZM175 240V241H174ZM196 240V241H195ZM214 240V241H213ZM226 240V241H225ZM228 240V241H227ZM112 241V242H110ZM120 243H119V242ZM127 241V242H126ZM156 241V242H155ZM169 243H168V242ZM218 241V242H217ZM225 241V242H224ZM233 241V242H232ZM260 241V242H259ZM108 242V243H107ZM122 242L125 243V247H122ZM158 242V244H157ZM164 242V243H163ZM167 242V243H166ZM178 242V243H177ZM196 242V243H195ZM209 242H210V245H209ZM227 242V243H226ZM232 242V243H231ZM90 243V242H89ZM85 243L84 246H82V249L81 247L78 249L79 252H81L82 250L86 251L88 247V251H86L88 253V255L90 253H93L91 252V246L95 252L96 248L97 250L99 251L97 245H94L92 243ZM102 243V244H101ZM107 245L106 248H108L107 250L104 248L102 249L101 247H104L105 244ZM130 243V244H129ZM139 243V244H138ZM141 243V244H140ZM146 243V244H145ZM166 243V244H165ZM175 243V244H174ZM207 243V244H205ZM214 243V244H213ZM224 243V244H223ZM235 243V244H234ZM110 244V245H109ZM118 244V245H117ZM129 244V245H128ZM144 244V245H143ZM154 244V246H153ZM174 244V245H172ZM178 244V245H177ZM191 244V246H190ZM195 246H194V245ZM199 246H198V245ZM230 244H231V247H230ZM100 245V246H99ZM142 245V247H141ZM212 245V246H211ZM214 245V246H213ZM220 245V246H219ZM120 246V250L121 248L125 249L126 251L124 252H121V251H117L115 247H118ZM150 246V247H148ZM166 246V247H165ZM174 246V247H173ZM178 246V247H177ZM204 246V247H203ZM208 246V247H207ZM219 246V247H218ZM229 246V247H228ZM235 246V247H233ZM238 248H237V247ZM85 247V248H84ZM128 247V249H127ZM130 247V248H129ZM133 247V248H132ZM140 247V248H139ZM157 247V248H156ZM159 247V248H158ZM166 249H165V248ZM170 247V248H169ZM221 247V248H220ZM226 247V248H225ZM84 248V249H83ZM95 248V249H94ZM118 248V249H119ZM148 248V249H147ZM175 248V250H173ZM179 248V249H178ZM199 248V249H198ZM215 248V249H214ZM254 248V249H253ZM151 251H150V250ZM155 249V251H154ZM164 249V250H163ZM169 249V250H168ZM178 249V251H177ZM187 249V250H186ZM198 249V250H197ZM206 249V250H205ZM237 249V251H236ZM96 250V251H97ZM129 250V252H127ZM153 250V252H152ZM180 250V251H179ZM205 250V251H204ZM212 250V252H211ZM82 251V252H83ZM114 251V252H113ZM120 252L122 253V255L117 252ZM131 251V252H130ZM146 254H145V252ZM158 251H161L160 253ZM169 251V252H168ZM216 251V252H215ZM225 251V252H224ZM232 251V252H231ZM235 251V252H234ZM75 253L76 254V258H78L79 256V259H82L84 258V256L87 255V253L85 254V252L83 253ZM127 252V253H126ZM151 252V254H150ZM156 252V253H155ZM164 254H163V253ZM172 254H171V253ZM175 252H177L175 254ZM184 252V253H183ZM193 252V253H192ZM224 252V253H223ZM123 253H125L127 256H125ZM129 253V255H128ZM133 253V254H132ZM139 253L141 255H139ZM168 253V255H167ZM186 253V254H185ZM202 253V254H201ZM210 253V254H209ZM239 253V254H238ZM242 253V254H241ZM255 253V254H254ZM75 254L72 255L71 257H75ZM80 254V255H78ZM82 254H85V255H82ZM96 254H100L99 252H95L94 255L95 257L93 256V254H90V256H93L91 257L92 259H94L93 261H91V258L90 259H86L87 256L84 258V260H87V263H88V260L90 261L89 263H94V264H108L109 262L106 263V259H104V261L100 258V257H104V258H107V261L108 259L110 260V264H115L116 262L115 261H111V257L108 258V254L107 257H105L104 253H101L103 254L104 256H100L99 258L102 260L100 261L99 258L95 259L96 258ZM112 254V255H113ZM132 254V255H131ZM138 254V255H136ZM159 254V255H158ZM173 254H175V260H173L174 256ZM212 254V255H211ZM224 256H223V255ZM231 254V255H230ZM238 254V255H237ZM78 255V256H77ZM115 255H113V260L115 259L114 257H116ZM120 255V256H118ZM134 255V256H133ZM155 255V256H154ZM166 257H165V256ZM183 255V256H182ZM217 255V256H216ZM220 255V257L218 256ZM228 255H230L231 257H229ZM82 256V257H80ZM97 256V257H98ZM127 258H125V257ZM132 256V257H130ZM139 258H137V257ZM162 256V257H160ZM186 256V257H185ZM216 256V257H215ZM235 256V258H234ZM71 257H70V262L72 264V262L76 261L77 262V259L75 260H71ZM130 257V258H129ZM147 257H152V258H147ZM155 257L157 258V260L155 259ZM161 260H159L160 258ZM171 257V258H170ZM177 257V258H176ZM180 257V258H179ZM185 257V258H183ZM195 257V258H194ZM204 257V258H203ZM213 257V258H212ZM219 259H218V258ZM227 257V258H226ZM239 257V258H238ZM241 257V258H240ZM117 258V259H119ZM133 258V259H132ZM147 258V259H146ZM163 258V259H162ZM167 258V259H166ZM179 258V259H178ZM225 258V259H224ZM78 259V261L80 262L79 264H84L81 263V261ZM99 259V262L101 263H98L97 260ZM122 259H126V261L124 262V260ZM131 262H129L130 260ZM137 259V260H135ZM144 259V261H143ZM151 259L153 260V262L151 261ZM170 259V261H169ZM195 259V260H194ZM221 259V261H220ZM223 259V260H222ZM242 259V260H241ZM172 260V261H171ZM178 260H181L178 262ZM184 260V261H183ZM201 260V261H200ZM204 260V261H203ZM219 260V261H217ZM226 260V261H225ZM229 260V262H228ZM68 261V260H67ZM136 261V262H135ZM162 261V262H161ZM164 261V262H163ZM168 261V262H166ZM187 261V262H186ZM200 261V262H199ZM215 263H214V262ZM227 263H225V262ZM50 261H44V262H41L43 264H56L55 262H51L49 263ZM70 262H67V263H70ZM112 262V263H111ZM115 262V263H114ZM123 262V263H122ZM134 262V263H133ZM151 262V263H150ZM175 262V263H174ZM181 262V263H180ZM233 262V263H232ZM241 262V263H240ZM66 263V262H65ZM86 263V262H85ZM86 263V264H87ZM92 263V264H93ZM25 264H30V263H25ZM58 264V263H57ZM75 264V262H74Z\"/></svg>",
	"mask_w": 264,
	"mask_h": 264
},
{
	"label": "bare ground",
	"instance_id": "obj_2",
	"mask_svg": "<svg viewBox=\"0 0 264 264\" xmlns=\"http://www.w3.org/2000/svg\"><path fill=\"white\" fill-rule=\"evenodd\" d=\"M95 1H98V0H95ZM148 1V0H147ZM169 1V0H168ZM183 1V0H182ZM190 1V0H189ZM202 1V0H201ZM213 1V0H212ZM222 1V0H221ZM234 1V0H233ZM238 1V0H237ZM245 1V0H244ZM258 1V0H257ZM113 2V1H112ZM111 2V3H112ZM164 2V1H163ZM162 2V3H163ZM167 2V1H166ZM170 2V1H169ZM192 2H193V0H192ZM197 2H199V1H197ZM215 2V1H214ZM225 2H227V1H225ZM229 2V1H228ZM263 1L261 0V6H262V4H264V3H262ZM78 4L79 5V7L81 6V7H89V5L91 6V0H64V3H61L60 2V0H0V211H3L1 214L2 215H0V264H25V263H30V264H43V263H41V262H46V261H50L49 263H51V262H55L56 264L58 263V264H71V262H70V257L72 256V255H74L75 253H78L79 252V248L81 247V249H82V246H84V244L85 243H92V244H94V245H97V239L96 238H89V237H87V234L83 231L84 230V226L89 222V219L88 218H90V213H89V217L88 218H86V214H87V209H90L91 208V205H92V207H96L98 204H100L101 205V207H102V209L98 206V207H96L95 209L94 208H91L90 210H92V209H94V210H92V211H95V210H97V211H100L101 212V210L103 211V209H104V211H105V213H106V215H107V226H104L103 227V222L101 221H99L98 219L97 220H95L96 218H100V217H95V216H92V217H95V219L94 220H92V221H94V223L95 224H98L99 225V227H101V230L104 232L103 234L101 233L100 235H101V237H105L104 236V234H106V235H108V236H111L112 234H113V237H114V230H115V225H114V218H116L114 215L115 214H118V215H124L126 212H125V207H123V200H125L126 202H127V200L130 202V195H129V199L128 198H126L125 199V197H124V199H122V201H120V203H121V205H122V207L123 208H125V209H123V208H121L119 211H120V214L119 213H117L116 211H114V209H113V207L115 206L114 204H120V203H117V202H119V200H121V199H119V197L120 196H122V195H120L119 197L117 196V194L119 195L120 193H121V188H123L122 187V185H123V183L122 182H124V181H122V182H120V185H121V183H122V185H121V188H117L118 186H120V185H118V183H117V180L115 181V178L117 177V175H116V172H117V168H119V167H117V166H119V160H120V157H119V160H118V157L116 158V155H117V153H116V131L118 130V127L117 128H115V129H117V130H115L114 129V125H113V122L112 123H108V122H102V121H97L98 119H95V117H94V115H93V117H92V112H89V114L87 113V114H85V116H82L81 114L83 113V112H81V111H79V109L77 110H74V109H72V108H70L69 106H70V104L68 105V103H69V100H70V98H69V100L67 99V95H68V93L70 92V89H68L69 88V82H70V75L68 74L69 73V70H68V73H67V65H68V61H69V58L71 59V55H70V52H69V49H70V44L72 43V41H74V40H78L80 37H84V35H86V34H83V32H88V29H86L85 31H83V32H81V31H76V27L75 28H73L72 27V18L71 17H74L71 13H73L74 11H72V9L74 8V6H75V4ZM99 3V2H98ZM171 3V2H170ZM187 3H189V2H187ZM191 3V2H190ZM195 3V2H194ZM203 3H204V1H203ZM239 3H241L240 1H239ZM244 4H245V2H243ZM252 3V2H251ZM253 3H255V2H253ZM252 3V4H253ZM257 3V2H256ZM255 3V4H256ZM113 4V3H112ZM179 4V3H178ZM177 4V5H178ZM197 4V3H196ZM199 4V3H198ZM208 4V3H207ZM206 4V5H207ZM210 4H211V2H210ZM223 4H225V3H223ZM230 4V3H229ZM237 3H235V5H236ZM250 4V3H249ZM124 5V4H123ZM133 5V4H132ZM166 5V4H165ZM170 5V4H169ZM180 5H181V2H180ZM189 5V4H188ZM205 5V4H204ZM247 5V4H246ZM260 5H259V7H260ZM94 6H95V4H94ZM115 6V5H114ZM135 6V5H134ZM193 6V5H192ZM196 6H198V5H196ZM195 6V7H196ZM230 6V5H229ZM242 6V5H241ZM78 7V8H79ZM113 7V6H112ZM133 7V6H132ZM168 7V6H167ZM245 7V6H244ZM250 7V6H249ZM256 7H257V5H256ZM255 7V8H256ZM19 8V10L17 11V9ZM97 8V7H96ZM105 8V7H104ZM110 8V7H109ZM109 8L107 9V10H109ZM185 8V7H184ZM190 8H191V6H190ZM209 8V7H208ZM240 8V7H239ZM251 8V7H250ZM253 8H254V6H253ZM262 8L264 9V5L262 6ZM262 8H260L261 10H262ZM21 9V10H20ZM76 9V8H75ZM81 9V8H80ZM84 9V8H83ZM88 9V8H87ZM112 9H114V8H112ZM132 8H130V9H128V10H131ZM135 9V8H134ZM186 9V8H185ZM184 9V10H185ZM196 9V8H195ZM207 9V7L205 8V10ZM210 9V8H209ZM232 9V8H231ZM241 9V8H240ZM239 9V10H240ZM245 9V8H244ZM105 10V9H104ZM133 10V9H132ZM189 10V9H188ZM192 10V9H191ZM208 10V9H207ZM245 10H247V9H245ZM250 10V9H249ZM252 10V9H251ZM256 10H258V9H256ZM20 11V12H19ZM70 11H72L70 14L72 15L71 17L69 16V12ZM79 11L80 10H78V12L76 13V11H75V13L77 14V16H78V13H79ZM110 11L111 12H113L112 10H111V8H110ZM118 11V10H117ZM135 11V10H134ZM139 11V10H138ZM186 11V10H185ZM193 11V10H192ZM195 11V10H194ZM203 11H204V9H203ZM216 11V10H215ZM248 11V10H247ZM258 11H260V10H258ZM105 12V11H104ZM129 12V11H128ZM131 12V11H130ZM140 12V11H139ZM144 12V11H143ZM148 12V11H147ZM198 11H196V13H197ZM210 12V11H209ZM234 12V11H233ZM236 12V11H235ZM91 13V12H90ZM117 13V12H116ZM118 13H119V11H118ZM186 13V12H185ZM204 13H205V11H204ZM208 13V12H207ZM219 13V12H218ZM225 13H227L226 11H225ZM232 13V12H231ZM242 13V12H241ZM243 13H245V12H243ZM251 13H253V12H251ZM259 13H263L262 11L261 12H259ZM99 14V13H98ZM105 14H107V13H105ZM109 14V13H108ZM131 14H134V13H131ZM145 14V13H144ZM144 14H142L144 17H142V18H145V15ZM149 14H151V13H149ZM159 14H160V12H159ZM168 14V13H167ZM172 14V13H171ZM210 14V13H209ZM230 14V13H229ZM228 14V15H229ZM254 14V13H253ZM92 15V14H91ZM121 15H122V13H121ZM128 15H129V13H128ZM135 15V14H134ZM163 15H165V14H163ZM183 15H185V14H183ZM200 15V14H199ZM203 15V14H202ZM201 15V16H202ZM213 15H215V14H213ZM227 15V16H228ZM236 15V14H235ZM246 15V14H245ZM256 15V14H255ZM258 15V14H257ZM264 15V14H263ZM90 16V15H89ZM102 16V15H101ZM101 16H100V18H101ZM117 16V15H116ZM131 16V15H130ZM140 16V15H139ZM139 16H138V19H139ZM151 16H152V14H151ZM161 16V15H160ZM159 16V17H160ZM201 16H200V18H201ZM219 16V15H218ZM232 16V15H231ZM240 16V15H239ZM252 16H254V15H252ZM76 17V16H75ZM80 17H82V16H80ZM98 17V16H97ZM104 17V16H103ZM128 17V16H127ZM136 17V16H135ZM150 17V16H149ZM158 17V16H157ZM196 17V16H195ZM198 17V16H197ZM237 17H238V15H237ZM243 17H244V14H243ZM246 17V16H245ZM260 16L258 15L256 18H259ZM19 18V19H18ZM85 18V17H84ZM105 19H107L106 17H104ZM117 18V17H116ZM126 18V17H125ZM132 18V17H131ZM130 18V19H131ZM142 18H140L141 19V21H142ZM161 18V17H160ZM193 18V17H192ZM203 18V17H202ZM221 18H222V16H221ZM71 19V20H70ZM73 19H78V21H79V18L77 17V18H73ZM90 19V18H89ZM120 19H121V17H120ZM122 19H124V18H122ZM121 19V20H122ZM134 19H136V18H134ZM220 19V18H219ZM225 19V18H224ZM224 19H223V21H224ZM242 19V18H241ZM247 19V18H246ZM245 19V20H246ZM254 19V18H253ZM80 20H82L81 18H80ZM86 20H87V17H86ZM85 20V21H86ZM98 20V19H97ZM104 20V19H103ZM109 21L111 20V19H108ZM112 20H114V19H112ZM118 20H119V18H118ZM128 20V19H127ZM126 20V21H127ZM132 20V19H131ZM205 20H207V19H205ZM210 20V19H209ZM235 20H237V19H235ZM244 20V19H243ZM249 20V19H248ZM257 20V19H256ZM261 20V19H260ZM264 20V19H263ZM85 21H82V22H85ZM91 21V20H90ZM89 21V23H91ZM99 21H100V19H99ZM99 21L97 22V24L99 23ZM125 21V20H124ZM137 21V20H136ZM135 21V22H136ZM138 21H140V20H138ZM140 21V22H141ZM144 21V20H143ZM166 21V20H165ZM193 21V20H192ZM214 21V20H213ZM216 21H218V19L216 20ZM222 21V22H223ZM250 21V20H249ZM254 21V20H253ZM80 22V21H79ZM101 22H103V21H101ZM106 22H107V24H108V21L106 20ZM105 22V23H106ZM119 22V21H118ZM123 22V21H122ZM127 22H129V21H127ZM179 22V21H178ZM196 22V21H195ZM205 22V21H204ZM225 22V21H224ZM234 22V21H233ZM240 22V21H239ZM256 22V21H255ZM86 23H88V21L86 22ZM120 23V22H119ZM137 23V22H136ZM168 23V22H167ZM166 23V24H167ZM182 23V22H181ZM207 23V22H206ZM215 23V22H214ZM218 23H221V19H220V22L218 21ZM245 23V22H244ZM243 23V24H244ZM248 23V22H247ZM246 23V25H248ZM250 23V22H249ZM252 23V22H251ZM75 24V23H74ZM94 24V23H93ZM107 24H105L106 26H107ZM109 24H110V22H109ZM116 24H118V23H116ZM116 24H114V25H116ZM121 24V23H120ZM128 24L129 23H127L126 25L128 26ZM135 24V23H134ZM153 24V23H152ZM183 24V23H182ZM191 24H193V23H191ZM195 24H197V22L195 23ZM198 24H199V22H198ZM201 24V23H200ZM208 24V23H207ZM216 24V23H215ZM227 24V23H226ZM225 24V25H226ZM236 24H238L237 22H236ZM240 24V23H239ZM238 24V25H239ZM260 24V23H259ZM262 24V23H261ZM96 25V24H95ZM95 25H94V27H95ZM98 25H100V24H98ZM104 25V24H103ZM119 25V24H118ZM124 25V24H123ZM132 25H133V22H132ZM137 25V24H136ZM135 25V26H136ZM163 25V24H162ZM203 25V24H202ZM210 25V24H209ZM232 25V24H231ZM242 25V24H241ZM245 25V24H244ZM244 25H243V27H244ZM250 25V24H249ZM248 25V26H249ZM74 26V25H73ZM84 26V25H83ZM109 26V25H108ZM107 26V27H108ZM126 26V27H127ZM164 26H165V24H164ZM191 26V25H190ZM212 25H210V27H211ZM217 26H219V27H222V26H220L219 24L217 25ZM236 26V25H235ZM251 26V25H250ZM257 26H259V25H257ZM77 27H79V28H82V26H81V24L79 23V25H77ZM98 27V26H97ZM111 27H112V25H111ZM120 27H123V26H121L120 25ZM130 27V26H129ZM128 27V29H130ZM132 27V26H131ZM161 27H163V26H161ZM177 27V26H176ZM187 27V26H186ZM228 27H229V25H228ZM241 27V26H240ZM85 28V27H84ZM109 28V27H108ZM113 28H114V26H113ZM116 28V27H115ZM118 28V27H117ZM116 28V29H117ZM124 28V27H123ZM146 28H148V27H146ZM173 28V27H172ZM193 28V27H192ZM196 28V27H195ZM209 28V27H208ZM237 28H238V26H237ZM245 28V27H244ZM250 28V30H251V27H249ZM258 28V27H257ZM93 29V28H92ZM99 29H100V27H99ZM107 29V28H106ZM133 29V28H132ZM150 29H153L154 31H155V34L157 33L156 32V30H155V28H150ZM158 29V28H157ZM159 29H160V32L162 33V31H161V28L159 27ZM159 29H158V31H159ZM164 29V28H163ZM168 29V28H167ZM170 29V28H169ZM198 29V28H197ZM212 29H213V27H212ZM215 29H216V27H215ZM229 29V28H228ZM227 29V30H228ZM239 29V28H238ZM255 29H256V27H255ZM89 30H90V27H89ZM94 30L96 31H98V28H94ZM94 30H92L94 33H95V31ZM114 30V29H113ZM113 30H111V31H113ZM120 30V29H119ZM147 32H148V30L149 29H145ZM143 31V32H146V31ZM173 30V29H172ZM189 30V29H188ZM211 30V29H210ZM219 30V29H218ZM231 30V29H230ZM243 30V29H242ZM247 30V29H246ZM261 30H262V28H261ZM100 31V30H99ZM109 31V30H108ZM117 31V30H116ZM130 32L129 33H131V30H129ZM142 31V30H141ZM164 31V30H163ZM198 31V30H197ZM216 31V30H215ZM214 31V32H215ZM252 31H254V30H252ZM263 31V30H262ZM90 32V31H89ZM137 32V31H136ZM143 32H141V34L143 33ZM146 32V33H147ZM150 32V34H146V35H151L152 33H151V31H149ZM148 32V33H149ZM167 32V31H166ZM165 32V33H166ZM174 32V31H173ZM208 32V31H207ZM240 32H242V31H240ZM244 32V31H243ZM98 33V32H97ZM110 33V32H109ZM112 33V32H111ZM111 33H110V36H111ZM212 33H213V31H212ZM246 33H248V31L246 32ZM250 33V32H249ZM254 33V32H253ZM257 33H258V30H257ZM263 33V32H262ZM93 34V33H92ZM91 34V35H92ZM99 35H100V33H98ZM103 34V33H102ZM108 34V33H107ZM116 34V33H115ZM123 34V33H122ZM159 34V33H158ZM172 35H173V33H171ZM171 34H168L167 33V35H171ZM195 34V33H194ZM204 34V33H203ZM219 34V33H218ZM234 34V33H233ZM95 35V34H94ZM121 35V34H120ZM125 34H123V36H124ZM128 35V34H127ZM132 35V34H131ZM140 35V34H139ZM138 35V33H137V35H136V37H135V39L137 38V36H139ZM174 35H176V34H174ZM209 35V34H208ZM214 35V34H213ZM216 35V34H215ZM220 35H222V34H220ZM227 35H228V33H227ZM239 35H240V33H239ZM252 35V34H251ZM250 35V36H251ZM255 35H257V34H255ZM262 35V34H261ZM88 36V35H87ZM89 36H90V34H89ZM108 36H109V34H108ZM112 36H113V33H112ZM119 36V35H118ZM169 36H167V37H169ZM193 36V35H192ZM206 36V34L204 35V37ZM218 36V35H217ZM235 36V35H234ZM233 36V37H234ZM242 36V35H241ZM247 36V35H246ZM249 36V37H250ZM91 37L92 36H90V39H91ZM115 37V36H114ZM119 37H121V36H119ZM125 37V36H124ZM129 37V36H128ZM143 37L145 38V35H143ZM142 37V38H143ZM153 37V34H152V36H150L149 38H152ZM171 37V36H170ZM170 37H169V39H170ZM180 37V36H179ZM182 37V36H181ZM191 37V36H190ZM195 37V36H194ZM197 37V36H196ZM210 37V36H209ZM212 37V36H211ZM214 37V36H213ZM219 37V36H218ZM218 37H216V38H218ZM226 37V36H225ZM232 37V38H233ZM240 37V36H239ZM242 37H244V35L242 36ZM255 37V36H254ZM258 37V36H257ZM85 38V37H84ZM93 38H95L96 39V37H93ZM99 38V37H98ZM101 38H102V36H101ZM100 38V39H101ZM104 38H105V36H104ZM118 38V37H117ZM127 38V37H126ZM126 38H123L124 39V41H125V39ZM142 38H138V39H136V40H140L141 41V39ZM148 38V39H149ZM163 38V37H162ZM161 38V39H162ZM173 38H175V37H173L172 36V38L171 39H173ZM176 38H177V36H176ZM175 38V39H176ZM188 38V37H187ZM201 38V37H200ZM208 38V37H207ZM206 38V39H207ZM230 38H231V36H230ZM245 38V37H244ZM247 38V37H246ZM251 38V37H250ZM259 38V37H258ZM261 38V37H260ZM82 39V38H81ZM88 39V38H87ZM103 39V38H102ZM101 39V40H102ZM127 39H130L131 40V38H127ZM132 39H133V37H132ZM145 39H147V36H146V38ZM144 39V40H145ZM197 39V38H196ZM219 39V38H218ZM242 39V38H241ZM255 39V38H254ZM80 40V39H79ZM93 39H91V41H92ZM98 40V39H97ZM104 40V39H103ZM109 40V39H108ZM107 40V41H108ZM120 40H122V39H120ZM184 40V39H183ZM188 40V39H187ZM199 40V39H198ZM209 40V39H208ZM211 40H213V39H211ZM210 40V42H212ZM225 40V39H224ZM231 40V39H230ZM253 40V39H252ZM260 40V39H259ZM90 41V40H89ZM100 40H98V42H99ZM112 41H113V39H112ZM114 41H115V43L117 42L115 39H114ZM113 41V42H114ZM123 41V40H122ZM127 41V40H126ZM143 41V40H142ZM145 41H147V40H145ZM149 41H151L152 42V39L150 40L149 39ZM159 41V40H158ZM163 41V40H162ZM176 41H178V39L176 40ZM201 41V40H200ZM215 41V40H214ZM213 41V42H214ZM219 41V40H218ZM226 41V40H225ZM246 40H244V42H245ZM249 41V40H248ZM253 41H255V40H253ZM75 42V41H74ZM78 42H80V41H78ZM85 42H86V40H85ZM94 42V41H93ZM96 42V41H95ZM95 42H94V44H95ZM112 42V44L114 45V47L115 46H117V44L120 42H117V44H114ZM127 42H129V40L127 41ZM127 42H125V43H127ZM132 42H133V40H132ZM170 42H172L173 43V40H171ZM179 42V41H178ZM181 42V41H180ZM199 42V41H198ZM208 42V41H207ZM209 42V43H210ZM212 42V43H213ZM227 42H229V41H227ZM226 42V43H227ZM258 42V41H257ZM263 42V41H262ZM76 43V42H75ZM74 43V44H75ZM83 43H84V41H83ZM102 43V42H101ZM111 43V42H110ZM125 43H124V45H125ZM142 43V42H141ZM146 43V42H145ZM150 43V42H149ZM171 43V44H172ZM182 43V42H181ZM206 43V42H205ZM236 43H237V41H236ZM235 43V44H236ZM241 43V42H240ZM242 43H243V41H242ZM249 43H250V41H249ZM252 43V42H251ZM254 43V42H253ZM74 44H71L72 46L74 45ZM79 44V43H78ZM88 44H89V42H88ZM96 44H97V42H96ZM122 44H123V42H122ZM150 44H152V43H150ZM179 44V43H178ZM190 44H192V43H190ZM201 44V43H200ZM228 44V43H227ZM230 44V43H229ZM228 44V45H229ZM121 45V44H120ZM138 45V44H137ZM164 45V44H163ZM175 45V44H174ZM180 45V44H179ZM203 45V44H202ZM214 45H216V44H214ZM222 45V44H221ZM220 45V46H221ZM237 45V44H236ZM245 45V44H244ZM247 45V44H246ZM99 46H101V44H99ZM99 46H98V48H99ZM126 46V45H125ZM124 46V47H125ZM136 46V45H135ZM143 46H144V44H143ZM148 46H150V45H147V50H151L152 48H151V46L150 47H148ZM161 46V45H160ZM195 46H197V45H195ZM204 46V45H203ZM217 46H218V44H217ZM233 46V45H232ZM237 46H239V45H237ZM237 46L235 47V45H234V47L235 48H237ZM253 46V45H252ZM256 45H254V47H255ZM90 47V46H89ZM93 46L91 45V47H90V49L92 48ZM95 47V48H94ZM93 48H94V53H95V51L98 49L96 46H94ZM113 47V48H114ZM120 47H123V46H119L118 45V48H120ZM186 47V46H185ZM206 47H207V45H206ZM222 47H224V46H222ZM242 47V46H241ZM247 47V46H246ZM258 47V46H257ZM74 48V47H73ZM79 48V47H78ZM87 48V47H86ZM92 48V49H93ZM97 48V49H96ZM107 48V47H106ZM106 48H104L105 49V51H106ZM148 48H151V49H148ZM166 48V47H165ZM184 48V47H183ZM191 48V47H190ZM189 47H188V50L190 49ZM193 48V47H192ZM198 48V47H197ZM215 48V47H214ZM220 48V47H219ZM72 49V48H71ZM96 49V50H95ZM102 49H103V47H102ZM102 49H98L99 50V52H100V50H102ZM111 49H112V47H111ZM121 49V48H120ZM127 49V48H126ZM175 49V48H174ZM173 49V50H174ZM182 49V48H181ZM180 49V50H181ZM185 49V48H184ZM208 49V48H207ZM216 49H218V48H216ZM222 49H224V48H222ZM247 48H245V50H246ZM73 50V49H72ZM123 51H124V48L122 49ZM163 50V49H162ZM199 50V49H198ZM201 50H202V48H201ZM200 50V51H201ZM206 50V49H205ZM214 50V49H213ZM229 50V49H228ZM235 50V49H234ZM233 50V51H234ZM239 50H241V49H239ZM238 50V51H239ZM244 50V51H245ZM74 51H75V49H74ZM81 51V50H80ZM93 51V50H92ZM109 50H107V52H108ZM112 51V50H111ZM111 51H109V52H111ZM113 51H114V49H113ZM117 51V50H116ZM123 51L121 52V51H119L120 53H123ZM156 51V50H155ZM182 51V50H181ZM187 51V50H186ZM193 51V50H192ZM208 51V50H207ZM237 51V52H238ZM248 51V50H247ZM102 52V51H101ZM118 52V51H117ZM116 52V53H117ZM149 52V51H148ZM148 52H146V53H148ZM160 52V51H159ZM170 52V51H169ZM191 52V51H190ZM198 52V51H197ZM211 52H213L212 51V49H211ZM236 52V51H235ZM236 52V53H237ZM255 52V51H254ZM76 53V52H75ZM102 53H104V51L102 52ZM113 53V52H112ZM120 53H118V54H120ZM124 53H126V52H124ZM127 53H128V51H127ZM168 53V52H167ZM192 53V52H191ZM195 53V52H194ZM208 53V52H207ZM223 53H224V51H223ZM227 53H230V50H229V52H227ZM232 53V52H231ZM245 53V52H244ZM100 55H101V53H99ZM99 54H98V56H99ZM105 54H106V52H105ZM109 54V53H108ZM164 54V53H163ZM188 54V53H187ZM198 54H200V53H198ZM235 54V53H234ZM247 54V53H246ZM256 54V53H255ZM96 55V54H95ZM113 55V54H112ZM146 55V54H145ZM210 55V54H209ZM208 55V56H209ZM217 55V54H216ZM224 55H226L227 56V54H224ZM238 55H242V54H238ZM237 54H236V56H238ZM248 55V54H247ZM247 55H246V58H247ZM250 55V54H249ZM262 55H264V54H262ZM79 56V55H78ZM165 56V55H164ZM163 56V57H164ZM197 56V55H196ZM223 56V55H222ZM231 56V55H230ZM255 56V55H254ZM74 57H77V54H75V56ZM85 57V56H84ZM86 57H87V54H86ZM95 57V56H94ZM107 57V56H106ZM117 57V56H116ZM121 57V56H120ZM130 57V56H129ZM166 57V56H165ZM185 57V56H184ZM188 57V56H187ZM200 57V56H199ZM202 57V56H201ZM211 57H212V55H211ZM210 57V58H211ZM216 58V56H213V58ZM250 57V56H249ZM100 58H101V56H100ZM103 58H104V56H103ZM102 58V59H103ZM113 58H114V56H113ZM122 58V57H121ZM120 58V59H121ZM127 58V57H126ZM138 58V57H137ZM186 58V57H185ZM197 58V57H196ZM212 58V59H213ZM225 58V57H224ZM227 58V57H226ZM234 58H239V57H234ZM256 58V57H255ZM86 59V58H85ZM89 59V58H88ZM90 59H92V58H90ZM118 59V58H117ZM144 59V58H143ZM162 59V58H161ZM170 59V58H169ZM183 59V58H182ZM188 59V58H187ZM194 59V58H193ZM202 59V58H201ZM211 59V60H212ZM222 59V58H221ZM231 59V58H230ZM76 60V59H75ZM78 60H80L79 58H78ZM81 60H83V59H81ZM98 60V59H97ZM119 60V59H118ZM124 60V59H123ZM123 60H121V61H123ZM164 61H165V59H163ZM185 60V59H184ZM198 60V59H197ZM204 60V59H203ZM219 60V59H218ZM217 60V61H218ZM234 60V59H233ZM243 61H244V59H242ZM242 60H241V62H242ZM248 60V59H247ZM251 60H252V58H251ZM86 61H88V60H86ZM90 61V60H89ZM143 61V60H142ZM158 61V60H157ZM169 61V60H168ZM167 61V62H168ZM173 61V60H172ZM188 61V60H187ZM235 61V60H234ZM237 62H238V60H236ZM260 61V63H261V60H259ZM128 62V61H127ZM202 62V61H201ZM212 62V61H211ZM219 62H221V60L219 61ZM218 62V63H219ZM228 62V61H227ZM249 63H250V61H248ZM253 62V61H252ZM71 63V62H70ZM203 63V62H202ZM201 63V64H202ZM206 63H208V62H206ZM210 63V62H209ZM231 63V62H230ZM234 63V62H233ZM238 63H240V62H238ZM238 63H237V65H238ZM254 63H256V62H254ZM253 63V64H254ZM264 63V62H263ZM80 64V63H79ZM149 64V63H148ZM160 64V63H159ZM180 64V63H179ZM192 64V63H191ZM204 64V63H203ZM226 64V63H225ZM243 64V63H242ZM262 64V63H261ZM82 64H80V66H81ZM128 65V64H127ZM168 65V64H167ZM177 65V64H176ZM194 65H196V64H194ZM209 65V64H208ZM213 65H215V64H213L212 63V66ZM221 65V64H220ZM229 65H231V64H229ZM247 65V64H246ZM263 65V64H262ZM104 66V65H103ZM164 66V65H163ZM170 66V65H169ZM197 66V65H196ZM206 66V65H205ZM219 66V65H218ZM217 66V67H218ZM235 66H236V63H235ZM248 67L250 66V64H248L247 65ZM247 66H245L244 65V67H246V68H248ZM259 66V65H258ZM137 67H139V66H137ZM177 67V66H176ZM179 67V66H178ZM182 67V66H181ZM201 67V66H200ZM203 67V66H202ZM211 67V66H210ZM210 67H208V69L210 68ZM220 67V66H219ZM219 67H218V69L217 70H219ZM222 67V66H221ZM220 67V68H221ZM229 67V66H228ZM243 67V68H244ZM32 68H35V69H37V71L35 72V73H32V72H30L28 69H32ZM69 68V67H68ZM82 68V67H81ZM102 68V67H101ZM109 68V67H108ZM134 68V67H133ZM162 68H164V67H162ZM180 68V67H179ZM189 68V67H188ZM187 68V69H188ZM223 68V67H222ZM221 68V69H222ZM235 68V67H234ZM240 67H238V69H239ZM253 68V67H252ZM257 68V67H256ZM261 68V67H260ZM262 68H263V66H262ZM143 69V68H142ZM152 69H154V68H152ZM157 69V68H156ZM159 69V68H158ZM165 69V68H164ZM211 69V68H210ZM249 69V68H248ZM255 69V68H254ZM253 69V70H254ZM93 70V69H92ZM105 70V69H104ZM123 70V69H122ZM129 70V69H128ZM150 70V69H149ZM155 70V69H154ZM201 70V69H200ZM225 70V69H224ZM229 69L227 68V71H228ZM231 70V69H230ZM236 70V69H235ZM241 70H243V69H241ZM240 70V71H241ZM71 71V70H70ZM113 71V70H112ZM164 71V70H163ZM184 71V70H183ZM202 71H204V70H202ZM201 71V72H202ZM208 71V70H207ZM223 71V70H222ZM226 71V72H227ZM250 71V70H249ZM72 72V71H71ZM71 72H70V74H71ZM162 72V71H161ZM177 72V71H176ZM194 72V71H193ZM213 72V71H212ZM217 72V71H216ZM229 72V71H228ZM227 72V73H228ZM239 72V71H238ZM242 72V71H241ZM248 72V71H247ZM259 72H261V70L259 71ZM78 73V72H77ZM83 73H85V72H83ZM99 73V72H98ZM102 73V72H101ZM164 73V72H163ZM162 73V74H163ZM167 73V72H166ZM209 73V72H208ZM243 73V72H242ZM258 73V72H257ZM86 74V73H85ZM84 74V75H85ZM100 74V73H99ZM109 74H110V72H109ZM127 74V73H126ZM177 74V73H176ZM181 74V73H180ZM185 74V73H184ZM183 74V75H184ZM186 74H188V73H186ZM205 74V73H204ZM222 74V73H221ZM245 74V73H244ZM247 74V73H246ZM93 75V74H92ZM130 75V74H129ZM132 75V74H131ZM166 75V74H165ZM164 75V76H165ZM174 75V74H173ZM236 75V74H235ZM76 76V75H75ZM79 76V75H78ZM101 76V75H100ZM115 76H117L116 74H115ZM124 75H122V77H123ZM191 76V75H190ZM195 76V75H194ZM208 76V75H207ZM224 76V75H223ZM225 76H226V74H225ZM231 76H232V73H231ZM95 77V76H94ZM103 77V76H102ZM126 77V76H125ZM235 77V76H234ZM233 77V78H234ZM78 78V77H77ZM86 78V77H85ZM148 78V77H147ZM183 78V77H182ZM202 78V77H201ZM262 78V77H261ZM99 79V78H98ZM130 79V78H129ZM198 79V78H197ZM210 79V78H209ZM227 79V78H226ZM225 79V80H226ZM229 79H231L230 78V75H229ZM260 79V78H259ZM122 80H125L124 78L122 79ZM155 80V79H154ZM156 80H157V78H156ZM160 80V79H159ZM184 80H185V78H184ZM202 80V79H201ZM212 80V79H211ZM258 80V79H257ZM85 81V80H84ZM96 81H97V79H96ZM113 81V80H112ZM117 81V80H116ZM138 81V80H137ZM144 81V80H143ZM149 81V80H148ZM178 81V80H177ZM197 81V80H196ZM226 81H228V80H226ZM256 81V80H255ZM80 82V81H79ZM94 82H95V80H94ZM115 82V81H114ZM152 82V81H151ZM156 82V81H155ZM160 82V81H159ZM171 82V81H170ZM175 82V81H174ZM194 82V81H193ZM199 82V81H198ZM222 82V81H221ZM91 83V82H90ZM129 83V82H128ZM139 83V82H138ZM162 83H163V81H162ZM185 83V82H184ZM186 83H188V82H186ZM185 83V84H186ZM190 83V82H189ZM255 83V82H254ZM256 83H258V82H256ZM255 83V84H256ZM76 84V83H75ZM79 84V83H78ZM82 84V83H81ZM167 84V83H166ZM171 84V83H170ZM181 84V83H180ZM180 84H178V85H180ZM37 85H44L45 87H44V89L42 90V91H38V89L36 90L35 89V87L37 86ZM77 85V84H76ZM112 85V84H111ZM110 85V86H111ZM188 85V84H187ZM213 85V84H212ZM211 85V86H212ZM222 85V84H221ZM243 85V84H242ZM74 86V85H73ZM94 86H95V84H94ZM137 86V85H136ZM141 86V85H140ZM148 86V85H147ZM151 86H152V84H151ZM159 86V85H158ZM185 86V85H184ZM191 86H192V84H191ZM194 86V85H193ZM197 86V85H196ZM210 86V85H209ZM216 86H218L217 84H216ZM38 87V86H37ZM48 87H50L51 89H52V91H54L53 93H55V94H53V95H51V94H49L48 92H49V89H48ZM52 87H55V89L54 88H52ZM75 87V86H74ZM79 87H80V85H79ZM97 87H98V85H97ZM113 87H114V84H113ZM180 87H182L181 85H180ZM214 87V86H213ZM220 87V86H219ZM237 87V86H236ZM251 87V86H250ZM43 88V87H42ZM72 88V87H71ZM76 88V87H75ZM81 88V87H80ZM90 88V87H89ZM93 88V87H92ZM99 88V87H98ZM104 88V87H103ZM112 88V87H111ZM128 88V87H127ZM146 88V87H145ZM148 88V87H147ZM155 88H157V87H155ZM192 88V87H191ZM200 88V87H199ZM216 88V87H215ZM218 88V87H217ZM86 89V88H85ZM84 89V86H83V90H85ZM101 89V88H100ZM165 89V88H164ZM167 89V88H166ZM173 89V88H172ZM177 89V88H176ZM193 89H194V87H193ZM193 89H191V90H193ZM207 89V88H206ZM224 89V88H223ZM226 89V88H225ZM225 89H224V91H225ZM81 90H82V88H81ZM92 90V89H91ZM120 91H121V89H119ZM133 89H131V91H132ZM141 90V89H140ZM152 90V89H151ZM160 90H162V89H160ZM160 90H158V91H160ZM174 90H175V87H174ZM197 90V89H196ZM227 90V89H226ZM94 91V90H93ZM97 91V90H96ZM112 91V90H111ZM115 91H118V90H116L115 89ZM114 91V92H115ZM134 91V90H133ZM177 91V90H176ZM183 91V90H182ZM189 91H190V89H189ZM188 91V92H189ZM219 91H220V89H219ZM249 91V90H248ZM90 92V91H89ZM99 92V91H98ZM113 92V93H114ZM126 92H128V91H126ZM137 92V91H136ZM141 92V91H140ZM144 92V91H143ZM163 92V91H162ZM177 92H179V90L177 91ZM187 92V91H186ZM191 92V91H190ZM223 92V91H222ZM230 92V91H229ZM236 92V91H235ZM92 93H94V92H92ZM95 93H97V92H95ZM103 93V92H102ZM108 93H109V90H108ZM157 93V92H156ZM180 93V92H179ZM185 93V92H184ZM183 93V94H184ZM209 93H210V91H209ZM215 93V92H214ZM218 93V92H217ZM220 93V92H219ZM225 93V92H224ZM227 93V92H226ZM232 93H234V92H232ZM256 93V92H255ZM259 93H261L260 91H259ZM104 94H105V92H104ZM133 94V93H132ZM153 94V93H152ZM173 94V93H172ZM182 94V95H183ZM186 94V93H185ZM191 94H192V92H191ZM210 94H212V93H210ZM246 94V93H245ZM254 94V93H253ZM75 95H77V94H75ZM89 95V94H88ZM94 95V94H93ZM107 95V94H106ZM127 95V94H126ZM164 95V94H163ZM178 95H180V94H178ZM187 95V94H186ZM194 95V94H193ZM192 95V96H193ZM215 95V94H214ZM225 95V94H224ZM227 95V94H226ZM228 95H229V93H228ZM230 95H231V93H230ZM230 95H229V97H230ZM233 95V94H232ZM235 95V94H234ZM247 95H248V93H247ZM246 95V96H247ZM260 95V94H259ZM100 96V95H99ZM105 96V95H104ZM114 96V95H113ZM124 96V95H123ZM152 96V95H151ZM222 96V95H221ZM240 96V95H239ZM244 96V95H243ZM76 97V96H75ZM88 97V96H87ZM115 97V96H114ZM117 98H118V96H116ZM133 97V96H132ZM166 97V96H165ZM175 98L176 97H178V96H174ZM218 97V96H217ZM220 97V96H219ZM255 97V96H254ZM52 98V99H51ZM82 98H84V97H82ZM101 99H102V97H100ZM106 97H104V99H105ZM123 98V97H122ZM143 98V97H142ZM149 98V97H148ZM151 98V97H150ZM161 98V97H160ZM170 98V97H169ZM174 98V99H175ZM190 98V97H189ZM188 98V99H189ZM193 98V97H192ZM216 98V97H215ZM228 98V97H227ZM226 98V99H227ZM246 98V97H245ZM258 98V97H257ZM263 98H264V96H263ZM109 99V98H108ZM121 99V98H120ZM138 99V98H137ZM162 99V98H161ZM179 99H180V97H179ZM183 99V98H182ZM211 99H212V96H211ZM218 99V98H217ZM224 99V98H223ZM230 99H231V97H230ZM232 99H233V97H232ZM68 100V101H67ZM91 100V99H90ZM155 100H156V98H155ZM163 100V99H162ZM193 100V99H192ZM216 100V99H215ZM219 100V99H218ZM252 100V99H251ZM256 100H258V99H256ZM89 101V100H88ZM99 101V100H98ZM102 101V100H101ZM133 101H134V99H133ZM153 101V100H152ZM170 101H171V99H170ZM201 101V100H200ZM199 101V102H200ZM209 101V100H208ZM212 101H213V99H212ZM222 101V100H221ZM224 101H226L225 99H224ZM228 101V100H227ZM105 102H106V100H105ZM109 102H111L110 100H109ZM149 102V101H148ZM151 102V101H150ZM158 102H160V101H158ZM157 102V103H158ZM169 102V101H168ZM180 102H183L182 100L180 101ZM194 102V101H193ZM216 102V101H215ZM220 102V101H219ZM223 102V101H222ZM229 102V101H228ZM230 102H232V101H230ZM234 102V101H233ZM238 102V101H237ZM236 102V103H237ZM241 102V101H240ZM243 102V101H242ZM247 102H250L249 101V99L247 100ZM246 102V103H247ZM255 102V101H254ZM90 103H92V102H90ZM89 103V104H90ZM100 103V102H99ZM104 103V102H103ZM119 103V102H118ZM146 103V102H145ZM155 103V102H154ZM195 103H196V101H195ZM205 103V102H204ZM210 103H211V101H210ZM213 103V102H212ZM245 102L243 103V104H246ZM258 103H259V101H258ZM112 104V103H111ZM114 104V103H113ZM112 104V105H113ZM151 104H153V103H151ZM161 104H162V102H161ZM164 104V103H163ZM162 104V105H163ZM173 104V103H172ZM214 104V103H213ZM212 104V105H213ZM221 104V103H220ZM253 104V103H252ZM83 105V104H82ZM101 105V104H100ZM115 105V104H114ZM134 105V104H133ZM145 105V104H144ZM160 105V104H159ZM169 105V104H168ZM167 105V106H168ZM171 105V104H170ZM170 105H169V108H170ZM206 105V104H205ZM227 105V104H226ZM233 105V104H232ZM235 105V104H234ZM233 105V106H234ZM240 105V104H239ZM238 104H237V106H239ZM255 105V104H254ZM72 106V105H71ZM108 106V105H107ZM127 106H129V105H127ZM149 106V105H148ZM166 106V105H165ZM165 106H163L164 108H165ZM181 106V105H180ZM195 106V105H194ZM210 106V105H209ZM218 106V105H217ZM220 106V105H219ZM218 106V107H219ZM228 106V105H227ZM231 106V105H230ZM252 106V105H251ZM91 107H93V106H91ZM97 107V106H96ZM115 107V106H114ZM138 107V106H137ZM206 107V106H205ZM211 107V106H210ZM214 107V106H213ZM216 107V106H215ZM223 107V106H222ZM242 107H243V105H242ZM242 107H240L239 108V110L242 108ZM74 108V107H73ZM102 108V107H101ZM103 108H105V107H103ZM113 108V107H112ZM133 108V107H132ZM135 108H136V106H135ZM153 108H155L154 106H153ZM162 108V107H161ZM175 108V107H174ZM192 108H195V107H192ZM209 108V107H208ZM227 108V107H226ZM230 109H231V107H229ZM250 108V107H249ZM256 108H258V107H256ZM95 109V108H94ZM100 109V108H99ZM121 109V108H120ZM125 109V108H124ZM168 109V108H167ZM171 109V108H170ZM212 109V108H211ZM220 109V108H219ZM222 109V108H221ZM232 109H233V107H232ZM244 109V111H245V108H243ZM247 109H248V107H247ZM252 109V108H251ZM264 109V108H263ZM262 109V110H263ZM147 110V109H146ZM161 110V109H160ZM164 110V109H163ZM172 110V109H171ZM177 110V109H176ZM199 110H200V108H199ZM205 110V109H204ZM218 110V109H217ZM236 110H237V108H236ZM236 110H233V112H235ZM249 110V109H248ZM255 110V109H254ZM257 110V109H256ZM255 110V111H256ZM103 111V110H102ZM107 111V110H106ZM138 111V110H137ZM165 111V110H164ZM167 112V114H168V111H169V109L168 110H166ZM189 111V110H188ZM191 111H192V109H191ZM212 111H215L214 109H212ZM219 111V110H218ZM221 111V110H220ZM228 111V110H227ZM230 111V110H229ZM228 111V112H229ZM241 111V110H240ZM247 111V110H246ZM128 112V111H127ZM134 112V111H133ZM153 112V111H152ZM156 112V111H155ZM159 112V111H158ZM171 112V111H170ZM194 112V111H193ZM222 112V111H221ZM225 112V111H224ZM237 112L239 113V111L237 110ZM236 112V113H237ZM243 112V111H242ZM252 112V111H251ZM110 113V112H109ZM174 113V112H173ZM192 113V112H191ZM199 113V112H198ZM204 113V112H203ZM206 113H207V111H206ZM211 113V112H210ZM247 113H248V111H247ZM257 113H259V112H257ZM94 114H95V112H94ZM133 114V113H132ZM144 114V113H143ZM145 114H147V113H145ZM156 114V113H155ZM164 114V113H163ZM162 114V115H163ZM190 114V113H189ZM201 114V113H200ZM214 114V113H213ZM231 114H232V112H231ZM230 114V115H231ZM234 114V113H233ZM244 114H246V113H244ZM254 114V113H253ZM262 114V113H261ZM261 114H260V117L259 118H261ZM119 115V114H118ZM165 115V114H164ZM184 115V114H183ZM182 115V116H183ZM192 115V114H191ZM199 115V114H198ZM197 115V116H198ZM209 116H210V114H208ZM217 115V114H216ZM215 115V116H216ZM230 115H229V117H230ZM240 115H243L242 113L240 114ZM239 115V116H240ZM263 115V114H262ZM107 117L109 116V115H106ZM104 117V119H107V117ZM113 116V115H112ZM127 116V115H126ZM139 116V115H138ZM157 116V115H156ZM180 116V115H179ZM178 116V117H179ZM201 116V115H200ZM214 116V117H215ZM223 116V115H222ZM225 116V115H224ZM223 116V117H224ZM233 116V119H234V115H232ZM245 116V115H244ZM251 116H253V115H251ZM255 116H257V115H255ZM110 117V116H109ZM148 117V116H147ZM160 117V116H159ZM187 117H188V115H187ZM195 117V116H194ZM213 116H212V120H213V118H214ZM221 117V116H220ZM222 117V118H223ZM225 117H227V115L225 116ZM237 117V116H236ZM248 117V116H247ZM142 118H144V117H142ZM155 118V117H154ZM165 118V117H164ZM184 118V117H183ZM182 118V119H183ZM192 118V117H191ZM196 118V117H195ZM216 118V117H215ZM241 118V117H240ZM243 118V117H242ZM249 118V117H248ZM251 118V117H250ZM255 118V117H254ZM257 118V117H256ZM103 119V120H104ZM113 119V118H112ZM111 119V120H112ZM129 119H130V117H129ZM141 119V118H140ZM146 119V118H145ZM156 119V118H155ZM160 119V118H159ZM178 119V118H177ZM179 119H180V117H179ZM181 119V120H182ZM202 119V118H201ZM200 119V120H201ZM204 119H205V117H204ZM209 119V118H208ZM217 119H219V118H217ZM247 119V118H246ZM253 119V118H252ZM115 120H117L116 118H115ZM119 120V119H118ZM132 120V119H131ZM135 120V119H134ZM137 121H138V119H136ZM142 120V119H141ZM144 120V119H143ZM149 120H150V117H149ZM161 120V119H160ZM176 120V119H175ZM185 120V119H184ZM189 120H190V118H189ZM236 120V119H235ZM243 120H244V118H243ZM251 120V119H250ZM255 120V119H254ZM253 120V121H254ZM257 120V119H256ZM125 121V120H124ZM140 121V120H139ZM148 121V120H147ZM152 121V120H151ZM206 121H209V120H206ZM214 121H217L216 119L214 120ZM223 121V120H222ZM221 121V122H222ZM227 121V120H226ZM231 121V120H230ZM229 121V122H230ZM237 121V120H236ZM245 121V120H244ZM127 122H130V121H127ZM155 122V121H154ZM210 122V121H209ZM220 122V126H222V123ZM228 122V121H227ZM233 122V121H232ZM238 122V121H237ZM248 122V121H247ZM257 123H258V121H256ZM255 122V123H256ZM260 122V121H259ZM115 123V122H114ZM123 123V122H122ZM140 123V122H139ZM138 123V124H139ZM171 123V122H170ZM173 123V122H172ZM192 123V122H191ZM199 123V122H198ZM198 123H197V125H198ZM201 123V122H200ZM205 123V122H204ZM244 123V122H243ZM253 123V122H252ZM140 124H143V123H140ZM148 124V123H147ZM156 124V123H155ZM174 124V123H173ZM176 124V123H175ZM182 124V123H181ZM203 124V123H202ZM207 124V123H206ZM205 124V125H206ZM209 124H212V121L210 122V123H208V125ZM225 124V123H224ZM235 124V123H234ZM238 124V123H237ZM236 124V125H237ZM241 124V123H240ZM239 124V125H240ZM247 124V123H246ZM249 124V123H248ZM259 124H261V122L259 123ZM149 125V124H148ZM172 125V124H171ZM179 125H180V123H179ZM186 125H188V124H186ZM190 125V124H189ZM207 125V126H208ZM216 125H218L217 123H216ZM231 125V124H230ZM238 125V126H239ZM249 125H251V123L249 124ZM248 125V126H249ZM258 125V124H257ZM117 126V125H116ZM173 126V125H172ZM193 126V125H192ZM196 126V125H195ZM212 126V125H211ZM210 126V127H211ZM213 126H215L214 124H213ZM212 126V128L215 130V128ZM225 126V125H224ZM226 126H227V124H226ZM243 127H244V125H242ZM259 126V125H258ZM154 127V126H153ZM173 127H175V126H173ZM173 127H171V128H173ZM206 127V126H205ZM204 127V128H205ZM210 127H208V128H210ZM217 127V126H216ZM230 127V126H229ZM240 127V126H239ZM238 127V128H239ZM257 127V126H256ZM256 127H254V128H256ZM260 127H262V126H260ZM259 127V128H260ZM176 128V127H175ZM178 128V127H177ZM176 128V129H177ZM183 128V127H182ZM181 128V129H182ZM186 128V127H185ZM197 129H198V127H196ZM200 128V127H199ZM204 128H202V130L204 129ZM218 128V127H217ZM242 128V127H241ZM263 128H264V126H263ZM164 129V128H163ZM246 129V128H245ZM251 129V128H250ZM155 130H156V128H155ZM158 130V129H157ZM160 130V129H159ZM158 130V131H159ZM166 130V129H165ZM172 130H174V129H172ZM180 129H177V131H179ZM194 130H196V129H194ZM199 130V129H198ZM198 130H197V132H198ZM201 130V129H200ZM211 131H212V129H210ZM225 130H227V129H225ZM229 130V129H228ZM227 130V131H228ZM233 130V129H232ZM256 130V129H255ZM157 131V132H158ZM167 131V130H166ZM169 131V130H168ZM185 131H188V130H185ZM184 131V132H185ZM203 131H207L206 129H204ZM218 131V130H217ZM221 131V130H220ZM224 131V130H223ZM223 131H221L222 133H225V132H223ZM231 131V130H230ZM229 131V132H230ZM244 131V130H243ZM253 131V130H252ZM256 131H258V130H256ZM260 131V130H259ZM258 131V132H259ZM130 132V131H129ZM164 132V131H163ZM175 132V131H174ZM174 132H172V133H174ZM180 132V131H179ZM191 132V131H190ZM195 132V131H194ZM201 132V131H200ZM210 132V131H209ZM167 133V132H166ZM176 133V132H175ZM174 133V134H175ZM196 133V132H195ZM203 133V132H202ZM212 133V132H211ZM216 133V132H215ZM244 133V132H243ZM248 133V132H247ZM246 133V134H247ZM123 134V133H122ZM159 134V133H158ZM163 134V133H162ZM177 134H179L178 132H177ZM185 134H186V132H185ZM184 134V135H185ZM193 134V133H192ZM192 134H190V135H192ZM206 134H207V132H206ZM206 134H203V135H206ZM217 134H220V133H217ZM230 134V133H229ZM233 134H235V133H233ZM233 134H232V136H233ZM239 134H241V133H239ZM250 134V133H249ZM261 134V133H260ZM263 134V133H262ZM160 135H161V133H160ZM188 135V134H187ZM198 135V134H197ZM196 135V136H197ZM208 135V134H207ZM206 135V136H207ZM224 135V134H223ZM231 135V134H230ZM236 135V134H235ZM248 135V134H247ZM246 135V136H247ZM251 135H253L252 133H251ZM250 135V136H251ZM256 135V134H255ZM158 135L156 134V137H157ZM179 136V135H178ZM196 136L194 135V138H196ZM199 136V135H198ZM201 136V135H200ZM208 136H210V133H209V135ZM213 136H215V134L213 135ZM226 136V135H225ZM242 136V135H241ZM245 136V135H244ZM249 136V135H248ZM250 136L248 137V138H250ZM260 136V135H259ZM162 137V136H161ZM164 137V136H163ZM168 137L169 136H167V140H168ZM192 137V136H191ZM204 137V136H203ZM253 137H255V136H253ZM128 138V137H127ZM175 138V137H174ZM180 138V137H179ZM178 138V139H179ZM182 138H183V135H182ZM185 138V137H184ZM189 138V137H188ZM197 138H199V137H197ZM201 138V137H200ZM231 138H233V137H231ZM246 138V137H245ZM137 139H138V137H137ZM147 139V138H146ZM154 139V138H153ZM158 139V138H157ZM163 139V138H162ZM166 139V138H165ZM176 139H177V137H176ZM181 139V138H180ZM205 139H207V138H205ZM212 139V138H211ZM220 139V138H219ZM225 139V138H224ZM260 139V138H259ZM143 140V139H142ZM185 140V139H184ZM187 140V139H186ZM208 140H210V139H208ZM218 140V139H217ZM228 140V139H227ZM237 140H238V137H237ZM240 140V139H239ZM247 140V139H246ZM250 140H251V138H250ZM250 140H248V141H250ZM257 140V139H256ZM255 140V141H256ZM261 140V139H260ZM145 141V140H144ZM160 141V140H159ZM169 141H172V139L171 140H169ZM181 141H182V139H181ZM190 141V140H189ZM196 141V140H195ZM195 141H193L194 143H196ZM198 142L197 143H199L200 141L199 140H197ZM202 141V140H201ZM215 141V140H214ZM219 141V140H218ZM221 141V140H220ZM219 141V142H220ZM228 141H230V139L228 140ZM240 141H243V140H240ZM262 141V140H261ZM118 142V141H117ZM127 142V141H126ZM146 142V141H145ZM144 142V143H145ZM163 142V141H162ZM172 142H174V140L172 141ZM184 142V141H183ZM186 142H188V141H186ZM192 142V141H191ZM190 142V143H191ZM207 142V141H206ZM217 142V141H216ZM219 142L217 143V144H219ZM231 142V141H230ZM239 142V141H238ZM254 142V141H253ZM257 142H259V141H257ZM128 143V142H127ZM139 143V142H138ZM152 143V142H151ZM171 143V142H170ZM182 143V142H181ZM189 143V144H190ZM212 143V142H211ZM211 143H210V145H211ZM222 143V142H221ZM226 143V142H225ZM233 143V142H232ZM250 143V142H249ZM262 143H263V141H262ZM119 144H121V143H119ZM119 144H118V147H119ZM129 144V143H128ZM133 144V143H132ZM131 144V145H132ZM137 144V143H136ZM141 144H142V142H141ZM153 144V143H152ZM156 144V143H155ZM162 144H165V143H162ZM192 144V143H191ZM209 144V143H208ZM207 144V145H208ZM215 144V143H214ZM228 144V143H227ZM239 144V143H238ZM238 144H236L237 146H238ZM259 144V143H258ZM143 145H145V144H143ZM166 145V144H165ZM175 145H178V144H175ZM180 145H182V144H180ZM193 145V144H192ZM197 145H199V144H197ZM204 145V144H203ZM221 145V144H220ZM220 145H218V146H220ZM232 145V144H231ZM233 145H234V143H233ZM239 145H242V144H239ZM244 145H246V144H244ZM250 145V144H249ZM139 146H141V145H139ZM139 146H137L138 148H139ZM147 146V145H146ZM162 146V145H161ZM164 146V145H163ZM169 146H170V144H169ZM174 146V145H173ZM200 146V145H199ZM205 147H206V143H205V145H204ZM228 146V145H227ZM236 146V147H237ZM243 146V145H242ZM251 146H252V144H251ZM263 146V145H262ZM144 147V146H143ZM150 147V146H149ZM189 147V146H188ZM197 147V146H196ZM209 147V146H208ZM211 147V146H210ZM233 146H231V148H232ZM141 148V147H140ZM152 148V147H151ZM158 148V147H157ZM162 148V147H161ZM165 148H167L166 146H165ZM169 148V147H168ZM175 148V147H174ZM182 148V147H181ZM185 148V147H184ZM213 149H214V147H212ZM223 148V147H222ZM225 148H227V147H224V149ZM243 148V147H242ZM246 148V147H245ZM251 148V147H250ZM126 149H127V147H126ZM131 149V148H130ZM170 149H172V147L170 148ZM204 149V148H203ZM215 149H217V148H215ZM239 149H241V148H239ZM244 149V148H243ZM120 150V149H119ZM118 150V151H119ZM143 150V149H142ZM183 150H185V149H183ZM187 150V149H186ZM198 150H201V149H198ZM208 150V149H207ZM210 150H211V148H210ZM230 150V149H229ZM234 150V149H233ZM248 150H249V148H248ZM248 150H247V152H248ZM150 151V150H149ZM179 151V150H178ZM192 151V150H191ZM194 152H195V150H193ZM213 151V150H212ZM219 151V150H218ZM217 150H216V152H218ZM220 151H223V150H220ZM237 151V150H236ZM244 151V150H243ZM251 151V150H250ZM122 152V151H121ZM130 152V151H129ZM132 152V151H131ZM157 152V151H156ZM164 152V151H163ZM165 152H169V151H165ZM202 152V151H201ZM200 152V153H201ZM210 152V151H209ZM215 152V151H214ZM225 152H227V151H225ZM232 152V151H231ZM234 153H235V151H233ZM253 152H255V151H253ZM260 152V151H259ZM119 153V152H118ZM126 153V152H125ZM134 153V152H133ZM132 153V154H133ZM145 153H147V152H145ZM174 153V152H173ZM181 154H182V151L180 152ZM186 153H187V151H186ZM189 153H191V152H189ZM199 153V152H198ZM230 153V152H229ZM238 153V152H237ZM131 154V153H130ZM176 154V153H175ZM184 154V153H183ZM195 154V153H194ZM196 154H197V152H196ZM202 154V153H201ZM200 154V155H201ZM206 154V153H205ZM213 154V153H212ZM218 154H219V152H218ZM222 154H224L223 152H221V154L220 155H222ZM227 154V153H226ZM236 154V153H235ZM242 154V153H241ZM257 154V153H256ZM127 155V154H126ZM129 155V154H128ZM135 155V154H134ZM146 155V154H145ZM148 155H150V154H148ZM179 155V154H178ZM187 155V154H186ZM211 155V154H210ZM209 155V156H210ZM229 155H231V154H229ZM232 155H233V153H232ZM247 155V154H246ZM263 155V154H262ZM120 156V155H119ZM123 156V155H122ZM131 156L132 155H129L128 157H129V159H132L131 158ZM140 156V155H139ZM142 156V155H141ZM185 156V155H184ZM189 156V155H188ZM194 156H196V155H194ZM216 156H217V153H216ZM219 156V155H218ZM228 156V155H227ZM235 156V155H234ZM257 156V155H256ZM125 157H127V156H125ZM127 157V158H128ZM151 158L153 157V156H150ZM182 157V156H181ZM197 157V156H196ZM195 157V158H196ZM206 157V156H205ZM214 157H215V155H214ZM226 157V156H225ZM232 158H233V156H231ZM251 157V156H250ZM122 158V157H121ZM126 158V159H127ZM137 158V157H136ZM145 158V157H144ZM174 159H175V157H173ZM179 158V157H178ZM204 158V157H203ZM211 158V157H210ZM221 158V157H220ZM229 158V157H228ZM235 158V157H234ZM246 158V157H245ZM256 158V157H255ZM125 159V160H126ZM129 159H127V162L126 163H128V162H130L131 160H129ZM140 159V158H139ZM139 159H137V160H139ZM185 159H186V156H185ZM216 159V158H215ZM218 159V158H217ZM222 159H224L223 157H222ZM222 159H220L221 161H222ZM247 159H248V157H247ZM116 160H118V161H116ZM121 160H123V159H121ZM143 160V159H142ZM145 160V159H144ZM148 160H150V159H148ZM190 160H191V155H190ZM194 160V159H193ZM192 160V161H193ZM203 160V159H202ZM211 160V159H210ZM230 160V159H229ZM235 160V159H234ZM239 160V159H238ZM241 160V159H240ZM239 160V161H240ZM260 160H262V159H260ZM136 161V160H135ZM141 161V160H140ZM139 161V162H140ZM174 161H176V160H174ZM182 161V160H181ZM184 161V160H183ZM188 161V160H187ZM207 162H208V158H207V160H206ZM246 161V160H245ZM248 161V160H247ZM251 161H253V159L251 160ZM254 161H255V159H254ZM116 162H119V163H117V166H116ZM125 162V161H124ZM124 162H121L122 164L124 163ZM141 162H143V161H141ZM145 162H147V161H145ZM199 162V161H198ZM215 162V161H214ZM217 162V161H216ZM223 162V161H222ZM227 162V161H226ZM232 162V161H231ZM244 162V161H243ZM258 162V161H257ZM120 163V164H121ZM125 163V164H126ZM131 163V162H130ZM138 163V162H137ZM136 163V164H137ZM178 163H179V161H178ZM177 163V164H178ZM181 163V162H180ZM187 163V162H186ZM197 163V162H196ZM203 163V162H202ZM213 163V162H212ZM229 163V162H228ZM233 163V162H232ZM236 163V162H235ZM121 164V167L120 168H122V165ZM183 163H181V165H182ZM198 164H200V163H198ZM204 164V163H203ZM207 164V163H206ZM210 164V163H209ZM216 164V163H215ZM223 164L225 165V163L223 162ZM230 164V163H229ZM251 164V163H250ZM134 165V164H133ZM141 165V164H140ZM146 166H147V164H145ZM151 165V164H150ZM194 165H195V163H194ZM193 165V166H194ZM233 165V164H232ZM245 165V164H244ZM129 167L130 165H128V164H126L124 167ZM132 166V165H131ZM144 166V165H143ZM149 166V165H148ZM186 166V165H185ZM189 166H190V164H189ZM188 166V167H189ZM193 166H191V167H193ZM196 166V165H195ZM194 166V167H195ZM202 166H204V165H202ZM209 166V165H208ZM210 166H211V164H210ZM209 166V167H210ZM213 166L214 165H212V168H213ZM218 166V165H217ZM236 166V165H235ZM257 166V165H256ZM117 167V168H116ZM124 167H123V169H124ZM126 167V168H127ZM150 167V166H149ZM193 167V168H194ZM199 167V166H198ZM198 167H196L197 169H198ZM205 167V166H204ZM219 167H221V166H219ZM237 167V166H236ZM235 167V168H236ZM238 167H239V165H238ZM245 167V166H244ZM250 167V166H249ZM251 167H252V165H251ZM125 168V169H126ZM131 168V167H130ZM152 168V167H151ZM182 168V167H181ZM206 168V167H205ZM204 168V169H205ZM211 168V169H212ZM218 168V167H217ZM216 168V170H217V173L219 172V169H217ZM124 169V170H125ZM134 169V168H133ZM142 169V168H141ZM145 169V168H144ZM148 169V168H147ZM150 169V168H149ZM185 169V168H184ZM223 169V168H222ZM222 169H221V171H222ZM232 169H234L233 167L231 168V172L233 171ZM243 169V168H242ZM248 169V168H247ZM247 169H245V170H247ZM119 170V169H118ZM131 170H132V168H131ZM130 170V171H131ZM138 170V169H137ZM188 170V169H187ZM191 170H192V168H191ZM208 169H206V170H204V171H207ZM213 170V169H212ZM211 170V171H212ZM226 170H228L227 168L224 170V171H226ZM230 170V169H229ZM239 170H240V168H239ZM251 170V169H250ZM120 171V170H119ZM145 171V170H144ZM148 171H151V170H148ZM153 171V170H152ZM201 171V170H200ZM203 171V172H204ZM210 171V172H211ZM220 171V172H221ZM253 171V170H252ZM251 171V172H252ZM259 171H261V170H259ZM135 172V171H134ZM140 172V171H139ZM190 172V171H189ZM195 172H197L196 171V169H195ZM209 172V173H210ZM213 172V171H212ZM215 172V171H214ZM226 172H228L229 173V171H226ZM230 172V173H231ZM234 172H235V170H234ZM234 172H233V175H234ZM237 172V171H236ZM263 172V171H262ZM120 173H122V172H120ZM127 173V171L125 170V174L124 173H122L121 175H125V178H129V177H127V175L128 174H126ZM131 173V172H130ZM129 173V175H131ZM145 173V172H144ZM150 173V172H149ZM184 173V172H183ZM208 173V172H207ZM222 173V172H221ZM229 173V174H230ZM243 173H244V171H243ZM258 173V172H257ZM259 173H261V172H259ZM118 174V173H117ZM135 174V173H134ZM139 174V173H138ZM194 174V173H193ZM196 174V173H195ZM203 174H205V173H203ZM236 174V173H235ZM115 175H116V177H115ZM121 175H119V177H117V178H119V181H120V176ZM146 175V174H145ZM148 175V174H147ZM150 175V174H149ZM148 175V176H149ZM152 175V174H151ZM154 175V174H153ZM152 175V176H153ZM202 175V174H201ZM210 175V174H209ZM216 175H218V174H216ZM232 174H230V176H231ZM233 175H232V177H233ZM238 175V174H237ZM242 175V174H241ZM240 175V176H241ZM248 175H249V173H248ZM260 175V174H259ZM140 176V175H139ZM148 176H146V177H148ZM192 176V175H191ZM197 176H198V174H197ZM200 176V175H199ZM203 176V175H202ZM222 176H225V175H222ZM222 176H220L219 175V177H222ZM229 176V175H228ZM228 176H226V177H228ZM236 176V175H235ZM239 176V178H241ZM249 176H251V175H249ZM130 177H132V176H130ZM137 177V176H136ZM135 177V178H136ZM142 177V176H141ZM151 177V176H150ZM154 178H155V176H153ZM206 177H209V176H207L206 175ZM212 177H213V175H212ZM218 177V176H217ZM256 177V176H255ZM140 178V177H139ZM197 178V177H196ZM203 178V177H202ZM205 178V177H204ZM224 177H222V179H223ZM242 178H243V175H242ZM246 178V177H245ZM252 178V177H251ZM258 178V177H257ZM262 178V177H261ZM132 180L131 181H133V178H131ZM159 179V178H158ZM157 179V180H158ZM193 179L195 180V178L193 177ZM199 179V178H198ZM209 179V178H208ZM211 179V178H210ZM209 179V180H210ZM212 179H215V178H212ZM225 179V178H224ZM228 179V178H227ZM231 179V178H230ZM230 179H228V180H230ZM235 179V178H234ZM260 179V178H259ZM123 180H124V178H123ZM128 180V179H127ZM137 180V179H136ZM139 180H141V179H139ZM148 180V179H147ZM154 180V179H153ZM189 180V179H188ZM199 180H201V179H199ZM198 180V181H199ZM217 181V183H218V179H216ZM226 180V179H225ZM243 180V179H242ZM260 180H262V179H260ZM118 181V182H119ZM130 181V180H129ZM138 181V180H137ZM149 181H151L150 179H149ZM160 181V180H159ZM164 181V180H163ZM162 181V182H163ZM185 181V180H184ZM213 181V180H212ZM211 181V182H212ZM232 181H234V180H231V182ZM236 181V180H235ZM234 181V182H235ZM246 181V180H245ZM256 181V180H255ZM254 181V182H255ZM258 181V180H257ZM114 182H116L117 184H115ZM142 182V181H141ZM140 182V183H141ZM190 182V181H189ZM227 182V181H226ZM239 182H240V180H239ZM251 182V181H250ZM250 182H246V183H250ZM262 182H264V180H262ZM130 183V182H129ZM132 183V182H131ZM136 183V182H135ZM134 182H133V185L135 184ZM152 183V182H151ZM196 183V182H195ZM201 183V182H200ZM200 183H197V184H200ZM206 183H207V181H206ZM258 183V182H257ZM115 184V185H114ZM137 184V183H136ZM154 184V183H153ZM171 184V183H170ZM203 184V183H202ZM213 184V183H212ZM211 184V185H212ZM214 184H216V183H214ZM213 184V185H214ZM223 184V183H222ZM226 184V183H225ZM224 184V185H225ZM234 184H236V182L234 183ZM238 184V183H237ZM253 184V183H252ZM256 184V183H255ZM254 184V185H255ZM261 184V183H260ZM259 184V187L261 186ZM116 185H118L117 187H116ZM127 185V184H126ZM130 185V184H129ZM141 185V184H140ZM143 185V184H142ZM145 185V184H144ZM149 185V184H148ZM155 185V184H154ZM157 185V184H156ZM210 185V184H209ZM212 185V186H213ZM223 185V186H224ZM249 185V184H248ZM253 185V186H254ZM258 185V184H257ZM257 185H255V187H254V191H255V188L257 187ZM263 185V184H262ZM124 186V185H123ZM137 186V185H136ZM147 186V185H146ZM159 186V185H158ZM158 186H156V188L155 189H157V187ZM163 186H164V183H163ZM163 186L161 187L162 189H163ZM167 186V185H166ZM187 186H189V185H187ZM236 186V185H235ZM244 186H246V185H244ZM252 186V185H251ZM114 187L116 188V189H118V192H120V193H117L116 194V198H114L115 196H114V194L116 193L115 191H114ZM129 187V186H128ZM127 187V188H128ZM131 187V186H130ZM134 187H135V185H134ZM150 187V186H149ZM165 187V186H164ZM199 187V186H198ZM202 187V186H201ZM205 187H207V186H205ZM228 187V186H227ZM237 187V186H236ZM241 188H242V186H240ZM246 187H248V188H252V187H249V186H246ZM262 187V186H261ZM137 188V187H136ZM145 188V187H144ZM144 188H142V189H144ZM148 188V187H147ZM160 188V187H159ZM172 188H174V187H172ZM176 188H177V186H176ZM200 188V187H199ZM202 188H204V186L202 187ZM212 188L213 187H211L210 189L212 190ZM215 188V187H214ZM235 187H233V189H234ZM124 189H125V186H124ZM135 189V188H134ZM167 189V188H166ZM169 189V188H168ZM178 189V188H177ZM206 189H208V188H206ZM216 189V188H215ZM218 189H220V188H218ZM225 189V188H224ZM227 189V188H226ZM244 189V188H243ZM247 189V188H246ZM120 190V191H119ZM138 190V189H137ZM165 190V189H164ZM176 190V189H175ZM190 190V189H189ZM201 190H203V189H201ZM222 190V189H221ZM228 190V189H227ZM239 190V189H238ZM258 190V189H257ZM261 190V189H260ZM128 193H129V190H126ZM140 191V190H139ZM160 191V190H159ZM162 191V190H161ZM208 191H210L209 189H208ZM219 191V190H218ZM230 191V190H229ZM228 191V192H229ZM236 191V190H235ZM239 191H241V190H239ZM244 191V190H243ZM250 191H252V190H250ZM249 191V192H250ZM264 191V190H263ZM141 192H142V190H141ZM163 192V191H162ZM161 192V193H162ZM184 192V191H183ZM182 192V193H183ZM197 192V191H196ZM200 192V191H199ZM202 192V191H201ZM207 192V191H206ZM205 192V193H206ZM215 192V191H214ZM213 192V193H214ZM227 192V193H228ZM232 192V190L230 191V193ZM258 192H259V190H258ZM261 192V191H260ZM122 193H124L125 194V192H122ZM131 193V192H130ZM133 193H135V192H133ZM145 193V192H144ZM173 193V192H172ZM177 193V192H176ZM182 193L181 194H179V197H180V195L182 196ZM212 193V194H213ZM217 193V192H216ZM224 193V192H223ZM226 193V194H227ZM234 193V192H233ZM236 193H238V192H236ZM240 193V192H239ZM242 193H246V192H241V194ZM263 193V192H262ZM262 193H260V194H262ZM168 194V193H167ZM171 193L169 192V195H170ZM174 194V193H173ZM184 194V193H183ZM189 194H190V192H189ZM221 194V193H220ZM225 194V193H224ZM225 194V195H226ZM252 194V193H251ZM256 194H257V192H256ZM256 194H252V195H256ZM260 194H259V196H260ZM132 195V194H131ZM135 195V194H134ZM139 195H140V193H139ZM177 195H178V193H177ZM185 195V194H184ZM187 195V194H186ZM209 195V194H208ZM215 195H217V194H215ZM224 195V196H225ZM231 195V194H230ZM229 195V196H230ZM233 195V194H232ZM238 195V194H237ZM246 195V194H245ZM250 195V194H249ZM251 195V196H252ZM123 196H125V195H123ZM128 196V195H127ZM126 196V197H127ZM136 196V195H135ZM143 195H141L140 197H142ZM144 196H145V194H144ZM147 196V195H146ZM163 196V195H162ZM171 196V198H172V195H170ZM202 196H204V195H202ZM207 196V195H206ZM228 196V198H232V197H229ZM234 196V195H233ZM236 196V195H235ZM139 197V196H138ZM167 197H168V195H167ZM174 197V196H173ZM211 197V196H210ZM218 197V196H217ZM216 197V198H217ZM226 197V196H225ZM225 197H224V199H225ZM238 197V196H237ZM240 197H242V196H240ZM253 197H255V196H253ZM253 197H251V198H253ZM258 197V196H257ZM256 197V198H257ZM119 199L116 203H114V199L116 200V199ZM121 198H123V197H121ZM136 198V197H135ZM143 198V197H142ZM156 198V197H155ZM176 199H179V198H177V197H175ZM202 198V197H201ZM206 198V197H205ZM207 198H209V197H207ZM227 198V199H228ZM234 198V197H233ZM239 198V197H238ZM247 198H249V196L247 197ZM250 198V199H251ZM263 198V197H262ZM141 199V198H140ZM148 199V198H147ZM160 199V198H159ZM168 199V198H167ZM176 199H174V200H176ZM184 199H187V198H184ZM189 199V198H188ZM210 199V198H209ZM226 199V200H227ZM240 199V198H239ZM255 199V198H254ZM135 200V199H134ZM180 200V199H179ZM183 200V199H182ZM191 200H192V198H191ZM194 200V199H193ZM192 200V201H193ZM203 200V199H202ZM208 200V199H207ZM206 200V201H207ZM216 200H218V199H216ZM221 200V199H220ZM249 200V199H248ZM252 200V199H251ZM259 200V199H258ZM133 200H131V206H132V203H135V202H132ZM139 201V200H138ZM154 201V200H153ZM156 201V200H155ZM154 201V202H155ZM163 201V200H162ZM169 201V200H168ZM167 201V202H168ZM172 203H173V201L172 200H170ZM177 201V200H176ZM175 201V202H176ZM189 201V200H188ZM205 201V200H204ZM203 201V202H204ZM213 201V200H212ZM222 201V200H221ZM229 201H231V200H229ZM234 201H235V199H234ZM238 201V200H237ZM240 201V200H239ZM238 201V202H239ZM255 201H256V199H255ZM262 201H263V199H262ZM261 201V202H262ZM86 202H92L95 206H93V204L91 203V205L89 204V203H87V205H86ZM96 202L98 203V204H96ZM137 202V201H136ZM143 202V201H142ZM146 202H148V203H150V201H146ZM153 202V203H154ZM156 202H158V201H156ZM160 202H161V200H160ZM179 202H182V201H179ZM184 202H186V201H184ZM184 202H183V204H184ZM208 202V201H207ZM215 203H216V201H214ZM219 202V201H218ZM217 202V203H218ZM223 202V201H222ZM232 202H233V200H232ZM236 202V201H235ZM257 202V201H256ZM260 202V203H261ZM138 203V202H137ZM159 203V202H158ZM176 203H178V202H176ZM187 203V202H186ZM193 203V202H192ZM196 203V202H195ZM216 203V204H217ZM219 203H221V202H219ZM224 203H225V201H224ZM229 203H231V202H229ZM241 203H243V202H241L240 201V205H241ZM245 203H246V201H245ZM249 203V202H248ZM253 203V202H252ZM264 203V202H263ZM124 204H126L125 202H124ZM127 204H129L128 202H127ZM136 204V203H135ZM140 204V203H139ZM162 204V203H161ZM182 204V203H181ZM188 204V203H187ZM190 204V203H189ZM205 204V203H204ZM203 204V205H204ZM210 204H211V202H210ZM214 204V203H213ZM228 204V203H227ZM239 204V203H238ZM137 205V204H136ZM157 205V203L155 204V206ZM169 205H170V203H169ZM173 205H175V204H173ZM177 205V204H176ZM180 205V203H178V205L177 206H179ZM190 205H193L194 206V204H190ZM197 205V204H196ZM201 205V204H200ZM207 205H209V204H207ZM222 205V204H221ZM220 205V206H221ZM230 205V204H229ZM244 205V204H243ZM250 205H251V203H250ZM252 205H254V204H252ZM251 205V206H252ZM117 206V205H116ZM119 206V205H118ZM124 206H126V205H124ZM131 206H129L130 208H131ZM134 206V205H133ZM148 206H150V205H148ZM158 206V205H157ZM165 206H166V204H165ZM226 206V205H225ZM231 206V205H230ZM235 206V205H234ZM239 206V205H238ZM247 206V205H246ZM259 206V205H258ZM264 207V205L262 204L260 207ZM90 207V208H89ZM121 207V206H120ZM127 207V206H126ZM136 207V206H135ZM142 207V206H141ZM158 207H160L161 208V205L160 206H158ZM162 207H163V205H162ZM174 207V206H173ZM188 207V206H187ZM196 207V206H195ZM219 207V206H218ZM241 207H243V206H241ZM255 207H257V206H255ZM26 208H30L32 211H33V213H34V215H37V214H42V219H36V222H33V224H37V223H40L41 225L39 226V227H37L36 228V226H33L32 224H26L27 222H25V223H21V222H19V221H16V218H17V214H20L19 212H22L23 210H25ZM98 208L100 209V210H98ZM118 208V207H117ZM133 208V207H132ZM139 208V207H138ZM145 208H146V205H145ZM151 208H152V206H151ZM165 208V207H164ZM171 208V207H170ZM177 208V207H176ZM175 208V209H176ZM181 208V207H180ZM213 208V207H212ZM225 208V207H224ZM227 208V207H226ZM235 208H236V206H235ZM253 208H254V206H253ZM133 209H135V208H133ZM132 209V210H133ZM147 209V208H146ZM163 209V208H162ZM167 209V208H166ZM175 209H173V210H175ZM187 209V208H186ZM218 209V208H217ZM229 209H230V207H229ZM246 208L244 207V210H245ZM252 209V208H251ZM257 209V208H256ZM255 209V210H256ZM28 211H25V213H22L21 214V216H19L21 219H29V220H34L35 219V217H34V215H31V210H29V209H27ZM89 210V211H90ZM122 210H124V214L123 213H121V211ZM128 210H130V209H128V207H127V211ZM136 210V209H135ZM140 210H142V211H144L143 209H140ZM152 210V209H151ZM150 210V211H151ZM165 209H163V211H164ZM177 210V209H176ZM233 210V209H232ZM238 210V209H237ZM246 210H250V208L249 209H246ZM70 212V213H72V214H70L69 215V217L71 218L72 216L71 215H73V217L75 218V220H74V218H72L73 220H71V219H64V217H65V215H66V212ZM92 211H90V212H92ZM97 211H95V212H97ZM118 211V212H119ZM131 211V210H130ZM168 211V210H167ZM189 211V210H188ZM220 211V210H219ZM218 211V212H219ZM225 211V210H224ZM243 211V210H242ZM252 211V210H251ZM253 211H254V209H253ZM252 211V212H253ZM258 211V210H257ZM13 212V213H12ZM114 212V213H113ZM116 212V213H115ZM123 212V211H122ZM134 212V211H133ZM140 212V211H139ZM152 212H154V211H152ZM165 212V211H164ZM170 212H171V210H170ZM178 213H179V211H177ZM181 212H183V210L181 211ZM180 212V213H181ZM184 212H185V209H184ZM226 212V211H225ZM241 212V211H240ZM247 212H249V211H247ZM263 212V211H262ZM94 213V212H93ZM99 213V212H98ZM97 213V214H98ZM104 213V212H103ZM103 213L101 212V215L102 216H104L103 215ZM104 213V214H105ZM128 213V212H127ZM132 213V212H131ZM130 213V214H131ZM143 213V212H142ZM147 213V212H146ZM157 213V212H156ZM167 213V212H166ZM194 213V212H193ZM209 213V212H208ZM229 213V212H228ZM227 213V214H228ZM231 213V212H230ZM246 213V212H245ZM255 213V212H254ZM253 213V214H254ZM16 214V215H15ZM28 214H30V216L28 215ZM69 214V213H68ZM92 214V213H91ZM97 214H96V216H97ZM133 214V213H132ZM131 214V215H132ZM139 214V213H138ZM140 214H141V212H140ZM139 214V215H140ZM168 214H169V212H168ZM175 214H177V213H175ZM187 214V212H185V215ZM197 214V213H196ZM211 214V213H210ZM231 214H233V213H231ZM239 214H241V213H239ZM250 214V213H249ZM261 214V213H260ZM25 217H24V216ZM88 215V214H87ZM92 215H94V214H92ZM100 215V214H99ZM98 215V216H99ZM126 215H129V213L128 214H126ZM125 215V217H126V219L128 218L127 216ZM137 215V214H136ZM138 215V216H139ZM144 215V214H143ZM148 215H150V213H148ZM157 215H159V214H157ZM171 215V214H170ZM173 215V214H172ZM184 215V216H185ZM207 215V214H206ZM221 215V214H220ZM236 215V214H235ZM242 215V214H241ZM246 215V214H245ZM248 215V214H247ZM257 215V214H256ZM31 216H33V217H31ZM135 216V215H134ZM151 216H154V214L153 215H151ZM150 216V217H151ZM162 216V215H161ZM164 216H165V214H164ZM181 216V215H180ZM198 216V215H197ZM203 216V215H202ZM213 216V215H212ZM227 216V215H226ZM254 216V215H253ZM258 216V215H257ZM67 217V216H66ZM69 217H67V218H69ZM91 217V218H92ZM104 217H106V216H104ZM118 217V216H117ZM120 217V216H119ZM145 217V216H144ZM146 217H148V216H146ZM155 217V216H154ZM165 217H168V215L167 216H165ZM182 218H184L183 216H181ZM187 217V216H186ZM192 217V216H191ZM207 217V216H206ZM209 217V216H208ZM235 217V216H234ZM233 217V218H234ZM256 217V216H255ZM261 217V216H260ZM90 218V219H91ZM102 218V217H101ZM130 218V217H129ZM170 218V217H169ZM180 218V217H179ZM178 218V219H179ZM199 218V217H198ZM213 218V217H212ZM217 218V217H216ZM225 218V217H224ZM240 218V217H239ZM242 218H243V216H242ZM19 219V218H18ZM105 219V218H104ZM104 219H103V221H104ZM125 219V220H126ZM137 219V218H136ZM153 219H155V218H153ZM160 219V218H159ZM167 219V218H166ZM193 219V218H192ZM195 219H197V218H195ZM201 219H202V217H201ZM204 219V218H203ZM214 219V218H213ZM226 219V218H225ZM224 219V220H225ZM232 219V218H231ZM230 219V220H231ZM245 219V218H244ZM260 219H262V218H260ZM88 220V222H86ZM102 220V219H101ZM165 220V219H164ZM209 220V219H208ZM251 220H253V219H251ZM254 220H255V218H254ZM91 221V222H92ZM95 221H99V222H95ZM139 221V220H138ZM156 221H158L157 219H156ZM173 221V220H172ZM180 221V220H179ZM184 221V220H183ZM185 221H187V219L185 220ZM191 221V220H190ZM226 221V220H225ZM247 221V220H246ZM24 222V221H23ZM72 222V223H71ZM127 222V221H126ZM128 222H130V221H128ZM132 222V224L134 223L133 222V220L131 221ZM160 222V221H159ZM167 222V221H166ZM171 222V221H170ZM175 222V221H174ZM177 222V221H176ZM192 222V221H191ZM195 222V221H194ZM193 222V223H194ZM209 222L210 221H208V226H209ZM214 222V221H213ZM234 222V221H233ZM233 222H232V224H233ZM28 223H30V222H28ZM90 223V222H89ZM88 223V224H89ZM187 223V222H186ZM193 223H191V224H193ZM200 223V222H199ZM198 223V224H199ZM225 223V222H224ZM223 223V224H224ZM239 223H240V221H239ZM245 223V222H244ZM250 223V222H249ZM93 224V223H92ZM128 224V223H127ZM138 224H140V223H138ZM146 224V223H145ZM167 224V223H166ZM166 224H165V226H166ZM190 224V225H191ZM197 224V223H196ZM195 224V225H196ZM197 224V225H198ZM235 224V223H234ZM243 224V223H242ZM262 224V223H261ZM30 225V226H29ZM90 225V224H89ZM94 225V224H93ZM97 225V226H98ZM130 225V224H129ZM160 225V224H159ZM170 225H171V223H170ZM173 225H174V223H173ZM183 225V224H182ZM215 225V224H214ZM228 225V224H227ZM230 225H231V223H230ZM236 225V224H235ZM247 225V224H246ZM253 225V224H252ZM132 226V225H131ZM130 226V227H131ZM176 226V225H175ZM187 226V225H186ZM189 226V225H188ZM207 226V227H208ZM213 225H211V227H212ZM221 226H223V225H221ZM225 226V225H224ZM223 226V227H224ZM254 226V225H253ZM261 226V225H260ZM264 225H262V227H263ZM123 227V226H122ZM153 227V226H152ZM174 227V226H173ZM184 227V226H183ZM195 227V226H194ZM200 227V226H199ZM201 227H204L203 225L201 226ZM215 227V226H214ZM231 227H232V225H231ZM234 227V226H233ZM244 227V226H243ZM257 227H258V224H257ZM88 228V226L86 225V229ZM104 228H106V229H104ZM176 228H178V226L176 227ZM181 228V227H180ZM193 228V227H192ZM241 228V227H240ZM247 228V227H246ZM251 228V227H250ZM256 228V227H255ZM91 229V228H90ZM95 229H96V227H95ZM117 229H119V228H117ZM125 229V228H124ZM216 229V228H215ZM220 229V228H219ZM225 229V228H224ZM235 229V228H234ZM238 229V228H237ZM244 229H245V227H244ZM258 229V228H257ZM122 230V229H121ZM129 230V229H128ZM173 230V229H172ZM178 230V229H177ZM195 230V229H194ZM202 230V229H201ZM201 230H198V232L199 231H201ZM236 230V229H235ZM234 230V231H235ZM260 230V229H259ZM188 231V230H187ZM187 231H186V233H187ZM193 231V230H192ZM203 231V230H202ZM206 231V229L204 230V232ZM227 231H229L228 229H227ZM251 231V230H250ZM167 232V231H166ZM206 232H208V231H206ZM231 232V231H230ZM244 232H245V230H244ZM259 232V231H258ZM263 232V231H262ZM121 233V232H120ZM203 233V232H202ZM223 233H224V231H223ZM194 234V233H193ZM199 234V233H198ZM201 234V233H200ZM247 234V233H246ZM91 235V234H90ZM117 235V234H116ZM122 235V234H121ZM188 235V234H187ZM211 235V234H210ZM228 235V234H227ZM252 235V234H251ZM191 236V235H190ZM194 236H196V235H194ZM199 236V235H198ZM221 236H222V234H221ZM263 236V235H262ZM93 237V236H92ZM100 237V236H99ZM151 237V236H150ZM153 237V236H152ZM192 237V236H191ZM235 237V236H234ZM107 238H110V237H107ZM111 238H112V236H111ZM135 238H137V237H135ZM154 238V237H153ZM157 238V237H156ZM194 238V237H193ZM199 238V237H198ZM213 238V237H212ZM215 238V237H214ZM213 238V239H214ZM223 238H224V235H223ZM123 239V238H122ZM195 239V238H194ZM106 240V239H105ZM110 240V239H109ZM118 240L120 241V239L118 238ZM141 240V239H140ZM165 240H166V238H165ZM164 240V241H165ZM99 241V240H98ZM103 241V240H102ZM108 241V240H107ZM118 241V242H119ZM160 241V240H159ZM175 241V240H174ZM196 241V240H195ZM214 241V240H213ZM226 241V240H225ZM224 241V242H225ZM228 241V240H227ZM110 242H112V241H110ZM127 242V241H126ZM156 242V241H155ZM168 242V241H167ZM166 242V243H167ZM169 242H171L170 240H169ZM168 242V243H169ZM218 242V241H217ZM233 242V241H232ZM231 242V243H232ZM260 242V241H259ZM89 243V244H90ZM108 243V242H107ZM113 244H111L112 246L114 245V242H112ZM120 243V242H119ZM124 242H122V244H123ZM164 243V242H163ZM165 243V244H166ZM178 243V242H177ZM196 243V242H195ZM227 243V242H226ZM102 244V243H101ZM130 244V243H129ZM128 244V245H129ZM139 244V243H138ZM141 244V243H140ZM146 244V243H145ZM157 244H158V242H157ZM175 244V243H174ZM174 244H172V245H174ZM205 244H207V243H205ZM214 244V243H213ZM224 244V243H223ZM235 244V243H234ZM105 246L104 247H101L102 249L104 248V250L106 249H108V248H106L107 247V245H106V243L104 244ZM110 245V244H109ZM110 245V246H111ZM118 245V244H117ZM125 245V243L122 245V247H125L124 246ZM144 245V244H143ZM159 245V244H158ZM178 245V244H177ZM194 245V244H193ZM198 245V244H197ZM209 245H210V242H209ZM93 246V245H92ZM92 246L90 247L91 248V252H93V253H90V254H93V256L95 257V255H94V253L95 252H99L100 254H96L97 256L98 255H100V256H104L105 255V257H107V255L106 254H108V258L109 257H113V255H115V254H113V253H111V249H110V246H108L109 247V252H107V253H105V252H101V251H103V250H100V248L98 247V245H97V247H98V249H99V251L97 250V248H96V250H95V252H94V250H93V248H92ZM100 246V245H99ZM153 246H154V244H153ZM190 246H191V244H190ZM195 246V245H194ZM199 246V245H198ZM212 246V245H211ZM214 246V245H213ZM220 246V245H219ZM218 246V247H219ZM120 246H118V247H115V248H117L116 250L117 251H121V252H124V251H126L125 249H123V248H121V250H120V248H119ZM141 247H142V245H141ZM148 247H150V246H148ZM166 247V246H165ZM164 247V248H165ZM174 247V246H173ZM178 247V246H177ZM204 247V246H203ZM208 247V246H207ZM229 247V246H228ZM230 247H231V244H230ZM233 247H235V246H233ZM237 247V246H236ZM85 248V247H84ZM83 248V249H84ZM87 248V250L86 251H88V247H86ZM113 248H114V246H113ZM119 248V249H118ZM126 248V247H125ZM130 248V247H129ZM133 248V247H132ZM140 248V247H139ZM151 248V247H150ZM157 248V247H156ZM159 248V247H158ZM170 248V247H169ZM221 248V247H220ZM226 248V247H225ZM238 248V247H237ZM79 249V250H78ZM95 249V248H94ZM127 249H128V247H127ZM148 249V248H147ZM166 249V248H165ZM179 249V248H178ZM178 249H177V251H178ZM199 249V248H198ZM197 249V250H198ZM215 249V248H214ZM254 249V248H253ZM111 250V251H110ZM122 250H124V251H122ZM150 250V249H149ZM164 250V249H163ZM169 250V249H168ZM173 250H175V248L173 249ZM187 250V249H186ZM206 250V249H205ZM204 250V251H205ZM83 251V250H82ZM79 252V253H83V252H85V254L87 253L85 250L83 251V252ZM117 251H115V252H117ZM151 251V250H150ZM154 251H155V249H154ZM180 251V250H179ZM236 251H237V249H236ZM114 252V251H113ZM127 252H129V250L127 251ZM126 252V253H127ZM131 252V251H130ZM145 252V251H144ZM152 252H153V250H152ZM159 253L161 252V251H158ZM169 252V251H168ZM211 252H212V250H211ZM216 252V251H215ZM225 252V251H224ZM223 252V253H224ZM232 252V251H231ZM235 252V251H234ZM88 253H89V251H88ZM88 253H87V255H88ZM101 253H104V255L103 254H101ZM118 254L120 253V252H117ZM156 253V252H155ZM163 253V252H162ZM171 253V252H170ZM177 252H175V254H176ZM184 253V252H183ZM193 253V252H192ZM85 254H82V255H85ZM89 254V255H90ZM113 254V255H112ZM121 255H122V253H120ZM125 256H127L125 253H123ZM133 254V253H132ZM131 254V255H132ZM145 254H146V252H145ZM150 254H151V252H150ZM164 254V253H163ZM172 254V253H171ZM175 254H173V256L175 255ZM186 254V253H185ZM202 254V253H201ZM210 254V253H209ZM239 254V253H238ZM237 254V255H238ZM242 254V253H241ZM255 254V253H254ZM78 255H80V254H78ZM77 255V256H78ZM86 255V256H87ZM89 255L87 256V258L86 259H90L91 257H93V256H90L89 257ZM128 255H129V253H128ZM136 255H138V254H136ZM139 255H141L140 253H139ZM138 255V256H139ZM144 255V254H143ZM143 255H141V256H143ZM147 255V254H146ZM159 255V254H158ZM167 255H168V253H167ZM212 255V254H211ZM223 255V254H222ZM231 255V254H230ZM230 255H228L229 257H231ZM86 256H84V258L86 257ZM96 256V258L95 259H97V258H99L100 256H98L97 257ZM116 256V255H115ZM118 256H120V255H118ZM123 256V255H122ZM124 256V257H125ZM134 256V255H133ZM145 256V255H144ZM155 256V255H154ZM165 256V255H164ZM176 256V255H175ZM175 256H174V258H173V260H175ZM183 256V255H182ZM217 256V255H216ZM215 256V257H216ZM219 257H220V255H218ZM224 256V255H223ZM80 257H82V256H80ZM111 257V261H115L114 263L115 264H117V261L116 260H118V261H121L120 259L121 258H119V257H114L115 259L113 260V258ZM128 257V256H127ZM127 257H125V258H127ZM130 257H132V256H130ZM129 257V258H130ZM137 257V256H136ZM160 257H162V256H160ZM159 257V258H160ZM166 257V256H165ZM186 257V256H185ZM185 257H183V258H185ZM84 258H82L83 260H84ZM103 261H104V259H106L105 261H106V263L107 262H109L108 264H110V258L108 259V261H107V258H102V257H100ZM99 258V259H100ZM117 258H119V259H117ZM138 258V257H137ZM147 258H149V257H147ZM146 258V259H147ZM150 258H152V257H150ZM149 258V259H150ZM158 258V257H157ZM157 258L155 257V259L157 260ZM171 258V257H170ZM177 258V257H176ZM180 258V257H179ZM178 258V259H179ZM195 258V257H194ZM204 258V257H203ZM213 258V257H212ZM218 258V257H217ZM227 258V257H226ZM234 258H235V256H234ZM239 258V257H238ZM241 258V257H240ZM75 259H77V262L78 263H76V261H74L75 262V264H79L80 262L78 261V259H79V256H78V258H76V254H75V257H71V260L73 261V260H75ZM82 259H79L80 261L82 260ZM99 259L97 260V262L98 263H101V262H99ZM100 259V261H102ZM133 259V258H132ZM139 259V258H138ZM153 259V258H152ZM151 259V261L153 262V260ZM163 259V258H162ZM167 259V258H166ZM219 259V258H218ZM225 259V258H224ZM68 260V261H67ZM81 261V263H83L84 261L87 263V260H84V261ZM94 259H92L91 258V261H93ZM122 260H124V259H122ZM128 260H130V259H128ZM135 260H137V259H135ZM159 260H161V258L159 259ZM177 260V259H176ZM175 260V261H176ZM195 260V259H194ZM223 260V259H222ZM242 260V259H241ZM126 261V259L124 260V262ZM143 261H144V259H143ZM169 261H170V259H169ZM172 261V260H171ZM179 261H181V260H178V262ZM184 261V260H183ZM201 261V260H200ZM199 261V262H200ZM204 261V260H203ZM217 261H219V260H217ZM220 261H221V259H220ZM226 261V260H225ZM224 261V262H225ZM66 262V263H65ZM67 262H70V263H67ZM74 262H72V264H74ZM84 262V264H86ZM90 261L88 260V263L87 264H92V263H89ZM129 262H131V260L129 261ZM136 262V261H135ZM162 262V261H161ZM164 262V261H163ZM166 262H168V261H166ZM187 262V261H186ZM214 262V261H213ZM228 262H229V260H228ZM95 263V262H94ZM93 263V264H94ZM112 263V262H111ZM121 262H119V264H120ZM123 263V262H122ZM125 263H128V262H125ZM124 263V264H125ZM134 263V262H133ZM151 263V262H150ZM154 263V262H153ZM152 263V264H153ZM175 263V262H174ZM181 263V262H180ZM215 263V262H214ZM225 263H227V262H225ZM231 263V262H230ZM229 263V264H230ZM233 263V262H232ZM241 263V262H240ZM48 264V263H47ZM54 264V263H53ZM97 264V263H96ZM101 264H103V263H101ZM113 264V263H112ZM131 264V263H130ZM139 264H141V263H139ZM144 264V263H143ZM171 264V263H170ZM179 264V263H178ZM182 264V263H181ZM184 264H185V261H184ZM200 264V263H199ZM209 264H210V262H209ZM228 264V263H227ZM235 264V263H234ZM250 264V263H249Z\"/></svg>",
	"mask_w": 264,
	"mask_h": 264
},
{
	"label": "water",
	"instance_id": "obj_3",
	"mask_svg": "<svg viewBox=\"0 0 264 264\" xmlns=\"http://www.w3.org/2000/svg\"><path fill=\"white\" fill-rule=\"evenodd\" d=\"M19 10V8L17 9V11ZM21 10V9H20ZM20 12V11H19ZM29 216H30V214H28ZM31 215H34V213H31ZM24 216V215H23ZM25 217V216H24ZM31 217H33V216H31ZM34 217H35V219L33 220V222L34 221H36V219L38 220L39 218H42L43 216L42 215H40V214H37V215H34Z\"/></svg>",
	"mask_w": 264,
	"mask_h": 264
},
{
	"label": "snow or ice",
	"instance_id": "obj_4",
	"mask_svg": "<svg viewBox=\"0 0 264 264\" xmlns=\"http://www.w3.org/2000/svg\"><path fill=\"white\" fill-rule=\"evenodd\" d=\"M61 3H64V0H60ZM19 19V18H18ZM30 72L35 73L37 71V69L32 68V69H28Z\"/></svg>",
	"mask_w": 264,
	"mask_h": 264
}]
</instances>
